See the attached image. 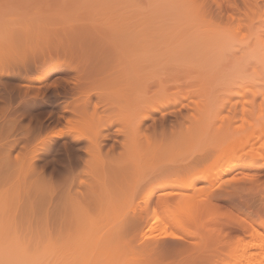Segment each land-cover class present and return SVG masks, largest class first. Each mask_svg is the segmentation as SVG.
<instances>
[{
	"label": "bare ground",
	"instance_id": "6f19581e",
	"mask_svg": "<svg viewBox=\"0 0 264 264\" xmlns=\"http://www.w3.org/2000/svg\"><path fill=\"white\" fill-rule=\"evenodd\" d=\"M109 1L112 2V0H108V2ZM163 1L164 0H161V2H160V0H158V2H156V3H151L150 0H148V2L144 1L145 4L147 3L146 8L149 7V9H150L149 12L146 9H144L146 5L145 6L143 5L144 6L143 8H141L142 7L141 5H139L140 7H138V5L135 6V8L138 7L139 9L137 8V11H135V8L133 9L135 14L132 11V13L134 14V15H132V17L134 16L133 17L134 20L132 17L130 18L129 14H128V12L130 10H132L131 7H130V9L127 8L126 12L128 15L126 16V18L129 17L130 18L129 21H125L126 18L124 20L122 19L123 21H121L120 18H122L123 14L124 13L126 14V12H124V10H120L122 12H121V14L118 15V12L120 13V11H118V12H115V11H117V9L119 10L120 4H119V6H117L118 5L117 4L116 5L117 7L115 6L117 9L115 8L114 9L115 11L112 10V12L114 11L115 14L117 13V15H114V13H112L116 17L115 18L116 20L114 19V16L112 15L113 16L112 17L110 14V17L112 19H110V17H109L108 20L110 19V21H108V22H107V19H105V17L107 15H105L102 20H100V18H98L99 23H100V21L104 22L106 20V22H104V24L106 23L105 25H100L98 23H95V25L92 24V26H94L93 28H95L96 26L97 27L101 26L102 28L105 27V30L109 29V31H110V28L111 29L115 28V30H117V29L119 30V31L117 30L114 35H109V33H106L109 36V37L107 36L108 38L106 37L108 39V43L111 41L109 44H112V46L110 45V47H113V46L115 47V48L114 47L113 48L116 50V52H113L114 49L112 50V52L115 53V56L112 52H110V54H109L108 52H106V53L103 52V50H101V52H99L100 50H96V52L94 53V51H95L94 49L100 48V46H94L96 48H94L93 46H91V47L87 46V44H89L90 41H92V40L89 41V39H91V37H89V39L87 38L89 42L87 44H85V42L87 40H84V38H83V41H84L83 42L82 37L80 36L81 34L78 33L79 31L77 30V31L72 32L73 29L68 27L69 24L67 26L65 25V24H67V22H64L65 26H62V28H63L62 30H64V32L62 31V33L65 34V31L67 33L68 32L67 30H70L69 31V33H71L70 38L73 39V37H71V36H75V41L73 42V46L74 45L75 46L74 47L72 46V48H71V44H72L71 42L73 40L70 41L71 39L68 40L67 38H64V39H67L68 41H70L71 44L69 45V42L67 43V41H65L63 39V37L59 35V33H60L59 30H57V31H59L57 33V31L54 32V29L52 30L51 27L49 28V30L51 29L50 31H53L54 34L57 33V35L61 37V41L62 40L65 41L64 44H63V42H61L62 45L60 44V42L58 43L59 44L58 47L60 49L57 47V44H55V46L57 47L56 52L57 51H59V52L63 51V53H65V50L69 49L70 51L65 53V55L67 53H70L71 57H69V58H72L73 52L75 55V56L73 55V59L76 60L78 58V56L80 57L78 60L72 62L73 65L71 64V62H69V63L66 62L68 59L65 60V62H66L65 64H68L69 68L71 66L70 69L66 68L65 71L72 70L74 73H73V76L70 75L73 79V85L71 86L72 93H71V95L69 94L70 97L68 98L67 92L70 90H68V91L66 90L67 91L66 92L67 99L66 100L63 99V101H65V105L63 107V110L65 111V113L68 112L71 114H73V113L75 114L76 110H78L80 112V114L85 112L86 114L89 113V116H91V118L87 116V119L90 118L89 121L84 120V118H80V120L83 119L84 121H86L84 123L82 122L81 125L76 124L78 126L74 127V125L72 124L73 125V127H72V125L67 124L69 127L70 126L72 127V129L70 128L71 131L69 129V132L68 131L67 132H68V134L71 135V137H73L75 139V141H77L78 143L80 140L87 141V142L84 141V143L87 144V147H85L86 153H84V154H86L90 158H87V156L84 155L86 157V158L85 157L82 158V159H84L83 160L84 164L81 161V158L76 160V162L78 160H80L81 164H83V165H82V168H79L80 170H79L78 174L73 176V177L71 176L72 173L74 175V173L75 172L77 173V171H78V167H77L78 163L76 164V166L74 164L71 168H68V170L66 171V174L63 173V172H65V169H62L63 175L65 174L67 176H65V179H63V178H61V180L59 179L61 181V182L59 181L60 183L57 182L58 185H56V186L59 187V190H58V188L57 189L53 188V186L55 187V185H53L51 188H49V186H47L48 190L55 189L57 191V192L55 191L57 198H56V196H54V198H56V199H54V201L52 203L56 204V201L58 200L59 202L57 201V206H60L59 208H62V209H59L56 205L55 206L53 205V207H56V209H55L56 211L53 210L54 208L52 209V207H51V210H53V211H51L49 209L51 212H55V213L57 212L56 214H58V215H56L54 213V215L56 217L53 215V218H54L53 225H55V228H56L55 232H54V229H52V231H51V229L48 227L50 225L47 221L51 220L50 215L47 216V214H44L46 216V218H43L41 216L42 219L41 220L39 219L40 215L44 213L43 211L48 210L47 208L42 210L43 206L45 204L51 205L50 203L48 204V202H50L49 200L51 198H49L50 196L46 197V195L48 196V194L46 192H45V195H43V196L39 195V196H42L41 200L43 198V201H41L40 199L38 200V201H40L39 205H40V203L45 202L44 204H41L39 206L37 203L38 194L36 193L37 194V196H36L35 192H34L37 186L35 187L34 191L31 188H29V190L31 189V195H29L27 197H29V198L31 197L30 200L32 198L34 199L32 201L33 203L31 201L30 202L32 204H34L36 202L37 205L39 206V209L41 207V210L37 211L35 213L36 215L38 213L39 214L41 213L39 216H37L39 220L36 222V220H34V218H33V223H35V225L37 223V225L35 226L33 224L28 225L27 223L29 221L26 222L27 221L26 219L28 217H31V219H32L33 212L35 211L34 209H33L34 211L31 210L32 209L31 206H33L31 203H28L30 205L29 206L30 208L27 206H26V208L24 207L25 205H27L28 199L25 200L26 202L24 201V203H23L24 206H21L23 208L22 210H21V207L20 208L18 207L20 211H18L16 209L18 211V213L20 214V216H22V218L19 219L17 212H13L14 213L13 214V213H11L12 212V210H11V212H10L11 214L7 213V209L10 207V204L12 203L11 201H9V203L10 202L11 203L8 204L9 207L7 208L8 200L11 199V197L14 195L15 192H16L15 193L16 196H18L19 195L18 192L14 189V187H10L14 190V192H13L10 189V191H12L13 194H12V192L9 191V188L7 190H5L7 192L4 191L5 193L12 194V195H10V196L6 195V197H4V198L5 199L7 198L8 200L6 199L4 202L2 201L4 199L1 200V198H0V201L2 202V203L0 202L1 203L0 204V264H151L150 261L139 260L138 254L134 253L136 250L131 251V252L134 251L133 257H131V254H130L131 252L129 253L130 257H128L129 255H127L125 253H119V249H118V246L116 243V238L120 235V227H121L119 225L121 223L120 217H123V214H125V217L127 216L126 218L130 219L128 217L129 212H126L127 214L122 213V212L126 211V210H124L125 206H126V209L129 208V207H127L128 204H126V203H130V200L133 199V197H131V196H134L136 194H140V192H139L140 190L138 188L141 189V187H143L144 183L156 174H160L162 176V179L152 181V183L149 186L150 189H148V194H147V192H146L147 195L145 194V192L143 193L146 195V198H143L145 200L142 201L143 204L141 203L143 206H141V204L139 205V207L141 206V209L138 207L140 210L138 209L137 212H135L137 209H135V211L134 210L131 211V209H130L131 212H133V213L135 212L134 213L135 215L132 213V215H134V217L132 215H130V217L132 216L133 218H139V219L144 218V223L146 224V225H144L145 228H144V226H142L143 228L141 227V230H140L141 237L139 236L137 239L138 243L140 241L139 239H142V242L140 241L139 244L137 243L138 245H136V243H135L134 244L135 249L141 250L142 252L149 250V247H150L149 242H151V241H148V240H150V239L155 241V242L152 241L155 243V245H156L157 241H158L157 244H159V241H160L161 242L160 245H161L163 242H165L163 240L167 239L163 235L165 227L167 228L168 231L175 232L177 235H180V234L176 230H174L173 228H177V230L182 231V232L184 231V232H186L187 235H191L193 231L191 230L189 223L197 222V221L201 220L205 216V214L209 215L211 213V211L214 209V206L217 203V201L224 200V201H228V202L232 201V203H235V202H233L234 198L236 199V197L237 198L239 197V199H240L243 197V195H250L252 197V199L254 200V203L256 201L259 202V205L258 204L256 205L259 208L256 209L255 211L253 210V211L248 212V213H246L245 211H242V213H241L242 216L238 217L236 214V216H237L235 218L236 221L231 222V224L234 222L237 223L238 224L237 226L241 227L243 229L242 231H244L247 236H246V240L237 242V244L232 248V250H231L232 252H230L231 253L230 255L233 256V255L238 254L237 256L239 257V254L241 253L242 254V255L240 254L241 256H243V254H244L246 257L249 258V259L247 258L248 264H264L263 263L264 262V226H261L262 222H258L257 219L254 218L255 216L260 217V216H263V214H264V190L259 189V186L261 184L259 181V178H256L254 181H244V180L237 181L233 192H231L230 194L220 195L217 193L218 183L225 180V179H230L232 176L240 177V175L251 177L250 173H248L247 171L246 172L241 171V173L239 172L240 175L232 174V176L228 177L226 174H229V172H232L231 170H233L235 167L237 168L239 166H243V167H246L247 169L249 168L250 170L255 168V169L260 170V171H262L264 169V2H263V4L261 3L262 5L259 2H255L254 4H252L253 8H250L252 6V5H250V3H246L247 6L249 4L250 7L248 6V8H250V9L246 8L245 12H248L249 10H251V12H248V15L251 13V16H252L251 17L250 15L249 16L246 15L247 13L244 16L245 12L243 13V16L246 17V19H247V17H248V19H250V20L247 19L248 21H250V22H248V26L246 24V27L248 28V30H246V27H244L246 30L245 32H247L246 34L241 33L243 35H239L238 32L240 33V31L242 30L241 29L239 31L238 30L239 28L237 29L238 32L237 31L234 32L235 31V25L234 24L232 26L230 25L231 28H229V25H228V28L230 30L234 29L233 31L231 30L232 34L230 33V36H228L227 33H225L227 31H224V33H223V32H221L220 29H219V32L213 31V30H207V29H206V31L202 32L200 30L201 28L200 29L196 28L195 30L201 31L200 32V36L202 34L201 37L208 35V34H209L208 36H210L211 34L213 35V38L207 37V39H206V37H204L206 39V41L205 40L203 41L202 39H200L199 33L197 35H194V38H195V36H196V38H198V36H199V38L197 40L195 39V41H197L196 43H198V41H199V43H200V46H199V44L194 43L195 41L193 42L194 38L193 39L191 38L192 39L191 42L189 41L190 37H192L193 35L190 36L188 34L189 32H187V31L191 30L192 26L191 27L189 26L188 29H186L187 26L185 25V23H187V25H188L187 21H189V22L191 21V23H194L193 18H190V17L192 15L194 16L195 15L194 13L198 9L196 6H193V4L189 3L192 0H190V1L186 0L187 2L185 0L184 1L183 0H181V1L176 0V2H175V0H168V2H166L167 0H165L164 3H163ZM177 1L178 2L183 1L182 3L184 5L182 3L179 4ZM254 1H256V0H254ZM119 2H120V0H119ZM130 2H132V1H130ZM141 2L139 1V3L143 4L142 0H141ZM243 2L245 3V1H243ZM161 3L164 6H162ZM168 3H169V6L171 4L172 7L171 6L167 7L166 5ZM187 3L190 4V6H187L188 5ZM195 3L196 2H194V4ZM111 4H113V3H111ZM129 4L130 3L125 4V5L129 6ZM151 4L154 6H152ZM155 4L156 5L159 4V5L156 6ZM181 4H182V6H181ZM122 5L123 4H121V6ZM125 5L123 7H120V8H122V9L126 8L127 6H125ZM135 5H136V2H135ZM178 5H180V6H178ZM185 5L187 7H185ZM197 5H198V0H197ZM246 5H243V8H245ZM221 6H222V3L220 4V8L218 7L219 10L221 9V11H219V14L221 12H223L222 9L224 8V6H222V7ZM110 7L107 10H110ZM150 7H153V8L151 9ZM154 7L156 8V10H158L159 8L161 9V10L159 9L158 11H162L164 9L160 13H162V14L168 13L169 16L171 15L170 18L166 17V18H168L167 20H166V18H164L161 21V18L160 17L158 18L157 14L156 15L153 14L154 13L153 12ZM87 8H89V10ZM87 8H86V10L88 12H86L87 13L86 15H88V16H84V18L87 17L85 19L90 18L91 17L90 15L93 12V11H90V9H91L90 6L89 7L87 6ZM172 9H174V10H172ZM237 9L240 10V8H237ZM237 9H232V10H236L237 14L242 12V11L239 12ZM18 10H20V9H18ZM40 10L41 9H39L38 12L43 13L42 10L41 11ZM107 10L105 13L109 14L110 12L108 11V13H107ZM151 10H152V12H151ZM99 11L100 10L96 11L94 16L92 15L93 16L92 21H91L92 18H90V20L89 19L88 20L94 23V21H95L94 17L100 16V14H103V13H100ZM101 11H103V10L101 9ZM225 11H226V9H225ZM225 11L223 13H225ZM243 11H244V9H243ZM0 12L3 15L4 10L3 11L0 10ZM12 12L14 14L15 10L11 11V13ZM200 12H196V14L200 13ZM20 13L18 15H19V18L22 20V17H24V16L21 17ZM96 13H98L99 15ZM223 13L221 15H223V16L226 15L224 17H227L228 20L230 19L229 23H230V21L232 22L233 17L231 15L227 14V13H229V11L226 14H223ZM1 14H0V16H1ZM30 14L31 13H29L27 15L30 16ZM34 14H35L34 16L38 15L36 13H34ZM55 14H56V12H55ZM23 15H24V13H23ZM149 15H151V16L153 15V17H151ZM8 16H10V15H8ZM40 16H41V14L39 15V17ZM42 16H45L44 18H46L47 16L49 17L52 15H48V14L43 13ZM63 16L65 17V15L63 14L58 19H61ZM196 16H195V18H197ZM218 16H217V18H218ZM243 16H242V18L245 19ZM15 17H16V15H15ZM64 17L62 18V21H65ZM124 17L125 16H123V18ZM220 17L221 18H219V19H223L222 16H220ZM238 17L240 18L241 14H238L237 18ZM95 18H96V22H97L98 19H97V17H95ZM153 18H155V19H153ZM188 18H190L191 20ZM37 19H36V21H37ZM47 19L48 18H46V21H47ZM74 19L75 18H72V20L74 22H76ZM79 19H76V20H78V22L82 21ZM147 19H149V20H147ZM197 19H199V18H197ZM240 19H239V21H240ZM30 20H31V18H30ZM66 20H68V22L69 21L72 22V20H70V18H66ZM185 20H187V21L184 22ZM201 20L203 21V19H201ZM228 20H227V22H228ZM5 21H6V19H5ZM24 21H26V19ZM36 21H34V22H36ZM40 21L43 22V20H40ZM40 21H38V23ZM51 21L53 22L52 19H51ZM85 21H87V20H85ZM194 21H196V23L198 22L196 19H194ZM217 21H218V19H217ZM236 21H237V19H236ZM246 21H245V23H247ZM34 22H33V24H35V26H36V23H34ZM60 22H59V24H60ZM149 22H151V23H149ZM199 22H200V20H199ZM203 22L205 23V21H203ZM0 23H1V21H0ZM4 23H6V22H4ZM20 23H18V24L20 25ZM24 23H23V25H24ZM49 23L50 22H48V24ZM196 23H194V24L196 25ZM213 23L214 22L212 21L209 24H213ZM221 23H223V22L221 21ZM234 23L236 24V22H234ZM40 24H42V23H40ZM56 24L57 23L55 22L54 25H56ZM82 24H78V25H80V27H81L84 25V24L83 25ZM96 24H98V25H96ZM165 24H166V26H165ZM2 25H4V24H2ZM8 25L6 24V26H8ZM13 25L16 26L17 23H15ZM46 25H47V23H46ZM152 25H154V26H152ZM189 25H191V24H189ZM218 25H221V24H218ZM240 25H242V24H240ZM0 26H1V24H0ZM6 26H3V28ZM29 26L30 25H28V27ZM32 26H34V25H32ZM69 26L73 27L72 25H69ZM92 26L89 25V30L92 28ZM150 26H152V27H150ZM200 26H202L201 23H200ZM212 26L211 27L209 26V27L212 29ZM215 26L217 28L219 27L217 25H215ZM233 26H234V28H232ZM24 27H23V29H24ZM60 27H61V25L57 28H60ZM67 27L70 29H68ZM80 27L78 29H80ZM154 27L159 31V33H157L158 31H156ZM165 27H167V28H165ZM195 27L196 26L193 27V30ZM222 27H224V26H222ZM14 28L16 29V27H14ZM20 28H21V25H20ZM65 28H67V30H65ZM93 28H92V30H94V31L97 29V28H95V29H93ZM202 28H203V26H202ZM10 29H11V27H10ZM42 29H41V32L44 30V29L43 30ZM84 29L85 28L83 26L82 30L85 34L83 32H82V34L84 36H86V35H88L89 31L87 29L84 31ZM151 29L153 30L152 34L155 37L156 42L154 41V37L149 38L152 35V34H150ZM184 29H186V31ZM29 30H31V29H29ZM183 30H184V33L187 34L186 36L189 35L190 37H186L185 35H183L184 34L182 32ZM214 30H215V28H214ZM7 31H8V29H7ZM21 31L19 32V30H18L16 32L17 34H14V33H13V35L10 34L14 37H17L16 35H19L18 39H20L19 41H21L20 44H22V41L23 42L25 41L24 39L21 40L22 36H24L23 34H21V33H23ZM50 31H48V32L50 33ZM99 31L93 33L92 34L93 37H95L94 34H97V35H99V37H102L101 35L104 34V31L101 29ZM179 31H181V33H183L182 36L179 35V34H181ZM9 32H10V30H9ZM29 32H34V31H29ZM37 32H35V33H37ZM204 32H206L207 34H204ZM220 32H221V34H220ZM24 33H26V32L24 31ZM91 33H92V31H91ZM91 33H90V35H91ZM154 33H157V34H154ZM194 33H195V31H194ZM222 33H223V35H222ZM5 34H7V33H5ZM38 34H40V33H38ZM161 34H163V35L160 36ZM224 34H226V36ZM48 35H50V34H47V36ZM65 35H67V34H65ZM157 35L160 38H157L158 37ZM176 35H178V36H176ZM233 35H237V37L238 36H240V37L233 40L235 38V36L233 37ZM30 36H31V34H30ZM53 36L51 34V39ZM55 36H56V34H55ZM179 36L181 37V39H178ZM223 36H224V38H223ZM14 37H11V38L14 39ZM27 37H29V36H27ZM64 37H66V36H64ZM182 37H183V39H182ZM220 37L223 38L222 40H223L224 44H223V42H222V44H219L220 43L219 41H221ZM225 37H226V40H224ZM24 38H25V36H24ZM31 38H29V39L31 40ZM49 38L50 37H48L46 40H51ZM76 38L77 39L79 38L78 39V41H80L79 42L80 45H78L79 47L76 45V44H78L76 42ZM104 38L105 37H103L102 39H104ZM174 38H175V42H176V43L174 42V45H176V46L173 45ZM187 38H188V41H185V39L187 40ZM214 38H215L216 43L219 42L218 45H222V47L225 46L226 49L223 48V50L225 49L226 52L222 51V48H220V51H216L215 49H217V48L215 45H217V44L215 42H214L215 44L213 45V47L211 46L213 44L212 42L214 41L213 40ZM227 38H228V41H227ZM57 39H59V37H57ZM98 39L99 38H97V40ZM146 39L147 40L151 39L152 41L150 40V41L146 42ZM16 40H17V38H16ZM16 40H13V41L16 42ZM36 40L38 41V39H35V41ZM55 40H56V38H55ZM55 40H54V43H55ZM104 40L107 42L106 39H104ZM157 40H158V42H157ZM211 40H213V41H211ZM19 41H17L16 45L18 44ZM40 41H42V40H40ZM103 41H102V43H103ZM15 42H13L14 45H15ZM52 42H53L52 40H51V43H50V41H48V43H50V45H49L50 47L49 46H47V47L52 48V50H53V48L55 49V46L51 45V44H53ZM148 42H150L151 44L149 43V45L147 46L146 44ZM170 42H172V43H170ZM182 42H184V43H182ZM186 42L191 43L192 47L194 46V48H196V47L200 48V49H197V48L195 49V51H197V53L194 51V53L196 55H194L193 50H192L194 48L190 49L189 46H191V45L189 43H188L189 45H185L186 47L183 46L184 49H181L182 45L185 44ZM201 42H203V44H201ZM206 42H211L210 43L211 45L206 44V47L209 48V46H211L210 49L213 48L216 51V53L222 51L223 54L222 53L221 54L220 53L215 54L216 55L215 57H217V58H214V56H212V54H211L213 52L215 53L214 50L213 51L210 50L209 53H205L206 50L204 48H206V47L201 46V45H204V43H206ZM225 42H227V43H225ZM24 43H23V45H24ZM27 43L28 42L26 41V44ZM33 43H34V41H33ZM42 43H44V42H42ZM82 43H83V45H82ZM96 43H98V42H96ZM178 44L180 47H179V49H176V47H178ZM11 45H12V47H14L13 44H11ZM30 45H32V44H29V47H30ZM35 45H33V46L35 48H37L38 45L37 46H35ZM63 45H65L66 48L64 47L61 49L60 46H63ZM84 45H85V47H84ZM172 45L174 48L172 47ZM207 45H209V46H207ZM26 47H28V46H26ZM26 47H24V49H26L25 53L27 54L28 48H26ZM47 47H45V48H47ZM76 47H78L79 49H77ZM80 47H81V51H83V52L80 51ZM86 47H89L88 51L86 50L87 49ZM188 47H189V50H187ZM201 47L204 50L203 54L204 53L208 54L207 57H203V54H200V53L198 54L199 50L202 53ZM218 47H220V46H218ZM15 48L17 51L20 49L19 47L18 48L15 47ZM75 48H76V50L71 51V49H75ZM119 48H121V49H119ZM208 48H207V50H208ZM24 49L23 50L20 49V50L24 52ZM63 49H65V50H63ZM89 49H90V51H89ZM12 50H13L12 52H14L15 49H12ZM20 50L18 52H21ZM47 50L43 49V51H47ZM52 50L50 49V51H52ZM109 50H111V49H109ZM235 50L236 51L238 50L239 52H241L240 54H242V55L240 57L235 58L234 56H237V55H234V54H236ZM7 51L9 52V50H7ZM66 51H68V50H66ZM91 51H93V52L90 53ZM97 51H98V53H97ZM189 51L194 55V57H197V58L199 57L198 59H200V60H196V58L192 59L193 58V57H191L192 54L189 53ZM31 52H32V50H31ZM52 52H49V53H51V56H48L49 59L47 57V55L49 53L46 54V52H45V54H42L39 52L41 55H39V53L36 54V51L33 53L36 54L37 57L41 56L40 58L42 59V61H43L44 57L47 58V59H44V61H43V63L45 64V62H47V60H49V62H51L50 61L51 58H53L54 56L56 57V56L61 54L59 52H57L59 54L52 53ZM0 53H2V52H0ZM82 53H84V54H82ZM34 54H33V56H35ZM53 54H54V56H53ZM80 54H82V55H80ZM219 55H221V56L218 57ZM76 56H77V58H75ZM209 56L211 57V59ZM7 57L10 58V56H8V55H7ZM7 57L4 56V58H6V59H7ZM37 57H35L36 59H34V60H36L35 62L38 64V62H40L41 59L37 58ZM61 57H63V56H61ZM32 58L33 57H31V59ZM55 59H57V58H54L53 61ZM59 59L61 60L62 58L59 57ZM189 59L193 60V64H196L200 61L201 65L199 64L198 65L199 67L197 65L196 66L191 65V66H193V67H191L190 64H192V62ZM4 61H5V59H4ZM42 61H41V64H43ZM187 61H188V63L190 62L189 65L188 64L185 65V63H187ZM31 62H32V60H31ZM49 62H47V63L49 64ZM152 62L154 63L155 66L153 65ZM25 63L26 62H24L23 64H25ZM55 63L56 62L54 61L53 64H55ZM23 64H21V66ZM65 64H64V66H67ZM3 65L7 66V64H4V63H3ZM3 65H2V67H3ZM29 65H30V63H28V68H29ZM51 65H52V63H51ZM151 65H153V66L150 70ZM232 65L237 70V73L234 70H233L234 73L229 72L230 70H228V69H230L232 67ZM41 66L43 67L46 65H41ZM203 66L205 69H206V67L207 68L209 67L211 69L213 68L215 71H219L220 73L224 72V71L226 72L228 70V72H227L228 74L225 72H224L225 74L221 73V74H224V77L226 79H230V78H227L226 75L229 77L231 74V78H232L233 77L232 74L238 75V72L240 70H241L240 73L245 72L244 73L245 75L243 76V74H241L242 78H240V73H239V78H238V80H237L238 76L235 78L236 83H234V84L230 83V81H229L228 84L230 83V86L228 87L227 84H226L227 88L224 86L223 90H225L226 93L225 94L223 93L224 95H222V94H220V92L222 93L223 90L221 88H220V90H218L219 87L216 88L214 86L217 85V83L222 84L221 80L222 81L225 80L224 77L219 75L220 79L222 77L223 78L221 80L220 79L216 80L217 78H219V76H218L219 72L216 73L217 76H215L214 70L207 72L208 69L204 70ZM30 67H32V66L30 65ZM153 67H155V69ZM186 67L187 68L190 67L191 70H190V68H188L189 70L188 69L186 70ZM197 67L198 68L201 67L202 70L201 69L199 70ZM147 68H149L150 72H152V73L148 72ZM193 68L195 70H193ZM226 68H228V69H226ZM19 69H22V68H19ZM145 69H147V70H145ZM196 69L198 70V73L196 72L197 71ZM51 70L53 71V69H51ZM156 70H158V71H156ZM181 70H183L184 74ZM192 70L194 73H192ZM243 70H245V71H243ZM186 71L187 72L190 71V72H188L186 74ZM231 71H232V68H231ZM20 72L23 73V71H21V70H20ZM40 72L41 71H39V73ZM68 72H70L72 74L71 71H67V73ZM154 72L156 73V75L155 74L153 75ZM179 72L183 76H185V75H191L192 76V78L190 76H187V78L185 77L186 79L189 78L190 82H189V79H188V81H186V79L184 78V80L187 83L188 82L190 83L189 85L186 83H183L184 80H182L183 78L181 79L182 76L179 74ZM27 73L26 74L24 73V74L27 75ZM29 73H30V71H29ZM35 73H37V71ZM191 73L193 75L197 74L198 76L194 75V77H193V75ZM4 74H6V73H4ZM32 74H34V73H32ZM47 74H48V72H47ZM212 74L214 75L215 78L213 77ZM210 75L212 76V78ZM152 76L154 78L156 77V79H157L156 84H158V85L156 86V84H155L156 87L154 85H152L151 83H150L151 85L149 87L148 82L155 81V79H153ZM195 76L197 77V79H199L196 82L193 81V79H196ZM43 77H46V71L42 70V72L40 74H37L35 80L37 82H38V80L41 81L43 79ZM151 77H152V79H151ZM208 77L211 80L215 79L216 81L214 80L212 82L213 83L215 82L216 84L213 85V83L210 82ZM47 79H48V77H47ZM191 79H192L193 83H195V86H197L196 83H198V81H200V79L202 80L201 81L202 83L201 82H200L201 84L198 83V86H197V89H198L199 84L201 85L199 90L196 89V91H195V89H193V87H191V86H194L193 84L191 85ZM217 81H219V82H217ZM226 81H228V80H226ZM239 81H241V82H239ZM71 82H72V80H71ZM209 82L212 86L209 85ZM152 83L154 84L155 82H152ZM203 83H205V84H203ZM32 84L33 83H31V85ZM31 85H30V87H31ZM182 85L185 88L188 85L189 88L185 89ZM207 85H209L210 87H207ZM30 87H29V89H30ZM32 87H33V89L42 88L41 85H40V87H37V88H34L33 85H32ZM50 87H51V85H50ZM153 87H155L157 89H155V91H154V89L151 90L150 92L154 91V93L150 94L148 91L150 89H152ZM173 87H176V90H175V88L173 89ZM181 87H183L182 90L184 89L183 92H186V93H183L181 91ZM211 87H212V89H210ZM220 87H222V86H220ZM194 88H196V87H194ZM213 88L217 89V90H214ZM125 89H126V91L130 90V92L128 93V91L127 92L124 91ZM189 89H192L193 91H188V92L185 91V90H189ZM121 90H123V92H121ZM213 90H214V92L216 91L215 93H219L218 97L213 95V93H212ZM37 91L39 92V90H37ZM197 91L199 93L198 95H197ZM25 92H26V90H25ZM53 92L55 93V90ZM120 92H121V94H120ZM248 93H250L251 96ZM41 94H43V93H41ZM119 94H120V97L116 99V97H118L116 95H119ZM122 94L124 95V97L126 96L125 100L128 99L127 95L128 96L131 95L133 97H131V99L129 98L130 101H124V98H122V100H121ZM200 94H202V95H200ZM113 95H115V96H113ZM35 96H36V94H35ZM54 96H56V95L54 94ZM93 96H94V99H93ZM95 96L98 98V101L101 98L103 99L105 97V99H103V100H105V101L107 100L109 102V103L106 102V104L107 103L108 104L105 106H109L111 103L112 106L107 108L108 111H109V108L111 109V107L117 106V104L114 105L115 102L118 103V106L121 107L122 110H118L119 107L117 106L113 109V111L111 113H115L116 111L114 112V110H117L118 112L123 111L125 114L121 115L122 112L120 114L115 113V114H113L115 117H117V118H115V117H113V115H111L110 113H108L106 111V107H105V109L102 111L103 113H101L102 115H100V114L98 115V112H95L94 110H92V107H95V105L93 104L92 107L89 105V101H92V99L95 100ZM107 97H109V98L111 97V99L116 100V101H114V104H113V100L106 99ZM233 98H237V100L234 103H232ZM80 101H81L82 106L76 105V103L79 104ZM110 101H112V102H110ZM94 102L97 103V99ZM120 102H121V104H120ZM125 103H127V104H125ZM73 104L75 106H77L76 108H78V109L75 110V107ZM87 104H88L90 110L87 109V107H88ZM97 105H99V102ZM59 106H61V104ZM123 108H125V110L127 108V112L125 110H123ZM93 109H96V111H97V106H96V108H93ZM183 109L186 110V113H184ZM88 110L90 112L87 113L86 111H88ZM227 110L229 111L230 115L227 114L228 116H222L221 114ZM64 111H62V113H64ZM72 111H73V113H72ZM78 111L76 112V114L79 116ZM91 111H92V113H91ZM98 111H99V108H98ZM90 113H91V115H90ZM157 114H158V116H157ZM63 115H65V114H63ZM85 115L81 114V116H83V117ZM118 115H120V117ZM220 115L222 117H220ZM71 116L74 117V115H71ZM73 117H71V119ZM169 117H173L174 120L169 121ZM218 117H220V118H218ZM63 118L65 120V117H63ZM68 118H70V117H68ZM216 118L220 119V121L222 123L220 122L221 123L220 124L219 122H216L215 120H218ZM71 119H68V120L70 121ZM76 119L78 122L79 118H76ZM76 119H75V121H76ZM60 120L57 119V123ZM71 122H73V121L71 120ZM147 122H150V123L147 124ZM57 123H56V125H57ZM66 123H67V121H66ZM73 123H75V122H73ZM217 123H219L220 125L215 126ZM112 126H115V127L117 126V128H116V131L118 132L117 134H118V136L121 137V140H118V142H119L118 147L119 148L121 147L120 148L121 153L119 155V150L117 151V148H116L118 155H117V153L115 156H113L114 155L113 153L109 154L110 156L111 155L113 156L114 163H115V165L113 163L112 167H111V163L113 162L112 159L110 157H108V158H110L111 162L108 160H107L108 162H105L106 159L104 161V158H102V156H100L101 155L100 153L102 152V151L100 152L101 147L103 148V146H102L103 144L100 143V141H101L100 137L104 136V135L101 136V134L103 132L102 129L104 130V128H105L106 130L109 131V129ZM112 128H111V130H112ZM254 128H255V130H253ZM252 130H253V132H252ZM56 131L52 132L51 133L52 135L44 137L43 140L44 139L45 140L51 139L54 142V138L57 139L58 137H61L62 135H64V133H62L60 131H57V132ZM113 132H114V134L116 133L115 131H113ZM113 132H112V135H113ZM5 133H6V129H5ZM106 136H107V134L105 135V137ZM210 136H212L211 139L209 138ZM74 139L70 140V142L72 144L74 143ZM102 141H103V139H102ZM45 142L47 143V140ZM116 142H117V140L115 141V143ZM5 143L7 144V142H5ZM39 143H40V141H39ZM43 143H44V141H43ZM43 143L40 145L43 146ZM6 144H4V145H6ZM100 144H101V146H100ZM112 144H114V143L112 142ZM116 144H115V147H117ZM1 145H3V144H0V147H2ZM35 145H36V143H35ZM37 145L39 146V144H37ZM37 145H36V147H37ZM7 146H8L7 147L8 150L6 148L5 149L7 151H10L9 149L10 148L12 149L11 145H7ZM32 147L34 148V144L32 145ZM42 148H44V147H42ZM73 148H72V151H73ZM110 148L114 149L113 146ZM30 149H32V148H30ZM46 149H48V148L46 147ZM75 149H74V151L77 150V149L76 150ZM79 150L80 149H78V151ZM3 151H5L4 148L2 149V152L0 153L1 154L0 157L3 158V160L0 159V163H1V161L4 162L7 159V157L5 158V156L3 155ZM36 151L38 152L39 150L36 149ZM72 151L70 148L71 153H72ZM109 151L111 152L112 150H109ZM82 152H84V150H82ZM7 153H9V152H7ZM7 153H5V155ZM76 153H72V154L74 155ZM106 153L104 154L105 158L108 155V153L107 154ZM31 154H33V153H31ZM2 155L4 157H2ZM76 155H75V157H77ZM79 155H80V153H79ZM7 156H9V155L7 154ZM117 156H120L121 159H120V157H117ZM30 157H32V156H30ZM33 157H34V155H33ZM118 158H119V160H118ZM61 159H63V158H61ZM64 159H67V157ZM208 159H210V160H208ZM31 160H30V162H31ZM34 160L35 159H33V163L31 162L32 164H34ZM260 160H263V162L260 163L259 162ZM202 161H206V162L213 161V162L211 163V165L209 166V168L206 171H202L201 169L199 170V168L197 169V167H196V164L197 163L200 164V162H202ZM58 162H59V160H58ZM27 163L28 162H26V164ZM116 163H117V165H116ZM58 164H61V163H58ZM27 165H26V167H27ZM30 165H29V169L27 168L28 170H31L30 168H32L34 166V165L33 166L31 165L32 166L31 167ZM68 165L71 166L72 164H68ZM73 167L75 169L77 167L76 171H74L75 169L74 170L72 169ZM21 169H23V167ZM69 169H71V170H69ZM23 170H25V169H23ZM72 170L74 172H72ZM69 171H71V173ZM23 172L21 171L20 176L22 175ZM25 172H27V171L25 170ZM68 172H69V174H68ZM29 173H31V171ZM24 174L21 177L25 176ZM28 174H27V176L30 177V174L29 175ZM68 175H69V177L70 176L71 177L69 178ZM224 175L227 177H223ZM61 176L62 175H60V177ZM109 176L112 180H109ZM113 176H115V177H113ZM21 177H20V180L22 179ZM29 177H27L28 181L26 180V184L29 181H31L30 184L32 183V179L34 178V175H33V178H31L30 180H29ZM31 177H32V174H31ZM66 177H67L68 183L70 181L69 184L67 183ZM35 178H37V177H35ZM129 178H131L135 184L133 182L131 184V180H129ZM25 179H26V176H25ZM35 180L36 181H34V182L37 183V185H38V183H39V181L37 182L38 179H35ZM79 180H80L79 184H81L82 186H83V184H85V186H83L84 187L83 189L87 188L88 190L90 189L93 191V190H96L98 188L97 192L95 193V191L92 192L90 190L87 191V189L84 191L82 189V187H80L81 185L80 186H79V184L77 185ZM91 180H92V182L96 181L97 186H96V184L94 185V183H92ZM109 181L110 182L113 181L112 185L115 187H113L112 185L110 187L111 183ZM136 181L140 182V183H137ZM21 182L25 183L24 179L21 180ZM72 182H74V183H72ZM86 183H89L90 186L88 185V187H86L87 186ZM200 183H202V188L199 189V187H201V186H198ZM205 183L206 184L208 183L207 187H206ZM60 184L62 186H60ZM66 184H68V185H66ZM73 184L77 185L76 186V188L78 187L77 190H76V188H74L75 186ZM92 184H93V187L91 186ZM20 185L22 186L24 184L20 183ZM31 185H33V184H31ZM41 185L43 186L44 184H41ZM123 185H125L126 187L129 186V187L123 188V187H125ZM138 185H141V187H139ZM63 186H64V188H63ZM98 186L102 187V188L105 187V188L104 189L101 188V191H99L100 188ZM119 186H120V188H122L121 191H120ZM135 186L137 187V189H134V188H136ZM204 187L208 188V190L206 191ZM23 188H25V187H23ZM26 188H28V185L26 186ZM38 188H41V187H38ZM43 188L46 189L45 186ZM62 188H63V190H62ZM115 188L117 190L119 188V191L115 190L116 193H114L115 191H112ZM47 189L46 190L43 189V190L47 191ZM60 189L65 193L64 194L63 192H61L62 195L66 196V197L65 196L62 197V198L65 197V199H62V198L60 199L61 194H60V196L57 194L59 191H61ZM78 189H80V190L82 189L81 191L79 190L80 194L78 192ZM127 189H130V190H128V192H126ZM72 190L75 192V194L77 192L76 196ZM134 190H136L138 193L135 191L136 192V194H135L133 192ZM200 190L204 191V193ZM242 190L246 191V192H243ZM52 191L50 192V195H53L55 193L54 191L53 192ZM141 191H142V189H141ZM158 191H160V192L157 193ZM241 191L245 194L242 195ZM42 192H40V193H42ZM86 192L87 193L89 192V195H91V196L86 194ZM91 192L98 194V195L95 196V194L93 195ZM98 192H100V193H98ZM5 193L3 194V192H2V194L1 193L0 194L5 196ZM51 193H53V194H51ZM81 193H85L83 195L85 197H87V196L89 198L91 197V199L88 200L89 199L88 197L86 199H83L85 197H83V195ZM127 193H129V196ZM43 194H44V192H43ZM130 194H132V195L130 196ZM155 194L156 195L158 194V195H157V198L154 199ZM1 195H0V197H1ZM34 195L36 196L35 198H37V199L34 198ZM77 195L80 197V199H78ZM16 196H13L14 201L16 200V198H19ZM73 197H74V199H73ZM75 197L77 200L75 199ZM124 197H125V200H124ZM198 197H200L201 199L203 198V199L201 200L199 198V200H196ZM95 198H96V200H95ZM25 199H26V195H25ZM92 199H94V200H92ZM11 200L13 201V198ZM47 200H48V202L46 203ZM85 200L88 201V203H89L88 205H86ZM195 200L197 201V203L195 202ZM14 201H13V203H15ZM16 201H18V199ZM120 201H121V203H120ZM18 202L15 204H17L19 206ZM134 202L132 204H134ZM13 203L11 205H13ZM138 203H140V201ZM153 203L155 204V205H153L154 208L156 207V205L160 208L156 207L154 209L153 207H151ZM246 204L247 203H245V206H247L248 208L252 207L250 203L247 205ZM37 205L35 204V206H33V208L36 207ZM46 205H45V207H46ZM94 205L96 207H98L99 209L94 207ZM13 206H11V207H13ZM132 207H134V205ZM14 208H15V206H14ZM93 208L96 210L93 211ZM255 208L256 207H254V209ZM49 210H48V212H50ZM90 210L93 213L95 211H98L97 213L99 215L95 214L96 216L98 215V217L96 218L95 215L93 216L92 212H90ZM177 210L183 214H180V215L177 214V212H178ZM21 211H23V212H21ZM173 211H176V213L174 212V214H173ZM160 212L163 213L162 217H160V215H159ZM243 212H245V213H243ZM45 213H47V211ZM50 213H48V214H50ZM237 213H239V212H237ZM35 214H34V216H35ZM157 215H159L160 221L158 223H152L151 221L152 220L154 221V219ZM47 217H49L50 220H48ZM125 217H124V220H125ZM232 218H231V220H232ZM28 220H29V218H28ZM24 221H25V224H27V226H25ZM56 221H57V223H56ZM23 224H24V227H22ZM123 224H122V226H123ZM72 226H74V227H72ZM20 227H21V230H22V228L25 229L27 227L26 230H28V231L26 232V230H24V232H26V233H24L23 231L20 230ZM106 227H108V230H106L107 229ZM103 229H104V231H103ZM20 231L23 233L21 234ZM34 240L38 241V246L33 243ZM169 240H171V239H169ZM156 246H158V245H156ZM150 248L152 249V247H150ZM243 257H242V259H243ZM240 259L241 258H239L238 260L240 261ZM236 262H237V260L233 264H236ZM230 264H231V262H230ZM237 264H239V262H237Z\"/></svg>",
	"mask_w": 264,
	"mask_h": 264
},
{
	"label": "rangeland",
	"instance_id": "374dc122",
	"mask_svg": "<svg viewBox=\"0 0 264 264\" xmlns=\"http://www.w3.org/2000/svg\"><path fill=\"white\" fill-rule=\"evenodd\" d=\"M98 1V2H97ZM117 1V2H116ZM126 1V2H125ZM130 1H132V2H130ZM134 1V2H133ZM139 1L141 2V0H120V2H119V0H112V2L111 1H109L108 2V0H0V10H4V13H3V15L1 14V12H0V14H1V16H0V21H1V28H0V52H2V53H0V67H2V65H3V63L4 64H7V66L6 65H3V68H5V69H8V71L7 72H4V73H6V74H4V73H2L1 75H2V79H0V84H2L3 85V88H0V144H3V145H1L2 147H0V153L2 152V149L4 148V150L5 151H3V155L5 156V158L7 157V161L5 160L4 162L3 161H1V163H0V193L2 194V192H3V194L5 193V192H7V191H5V190H7L8 188H9V191H10V189L14 192V190L12 189V188H10V187H14V189L18 192V196H16V192L14 193V195L13 196H16V197H19V198H16V200L18 199V201H14V197L12 196L11 197V199L13 198V201L15 202V203H19V206L17 205V204H15V203H13V201L10 199V200H8L7 198V200H8V203H7V208L9 207V205L8 204H10L11 202L13 203V205L15 206V208H14V206L13 205H11L10 204V207L11 206H13V207H9L8 209H7V213H9V214H11V213H13V212H17L18 213V211H20L19 210V208L21 207V206H24L23 205V203H24V201L25 200H27V205H25L24 207L26 208V206L27 207H29L30 205L28 204V203H31L34 199L32 198L31 200H30V198L29 197H27V196H29V195H31V189L34 191V189H35V187H36V189H35V195L37 196V194H38V196H37V198H35L36 196L34 195V198L35 199H37V203H38V205H39V202L40 201H38L39 199L41 200V197L43 196V195H45V192L48 194V196L46 195V197H49V198H51L49 201L50 202H48V200L46 201V203L48 202V204L50 203L51 205H46V207H45V205L43 206V208H42V210H44V209H50L51 210V207H52V209L53 210H55L56 209V207H53V205L55 206H57V201H56V204H54V203H52L53 201H54V199H56L57 198V196H56V190L55 189H57L58 188V190H59V187L58 186H56V185H58V183H60L61 181V178H63V179H65V176H67V175H65L66 174V171L68 170V168H71L74 164H75V166H76V164L78 163V165H77V167H78V171H77V173L75 172L74 173V175H73V173H72V177L73 176H75V175H77L78 174V172H79V168H82V165L84 164V159H82V158H84L85 156L84 155H86V154H84V153H86V149H85V147H87V144L86 143H84V141L85 140H80L79 141V143L77 142V141H75V139L73 138V137H71V135L70 134H68V132H69V129L71 128L72 129V127H73V125H74V127L75 126H78V125H81V123L83 122H86V121H84V120H87V121H89L90 120V118H91V116H89V113L88 112H90L89 110V106H88V104H87V109H89L88 111H86L88 114H86L85 112L84 113H81L82 115L84 114H86L84 117L83 116H81V114H80V112L78 111V110H76V109H78V108H76L77 106H75L74 104V107H75V110H76V112L78 111L79 112V116L76 114V112H75V114L73 113V111H72V113L73 114H71V113H68V112H66L65 113V111L63 110V107H64V105H65V101H63V99L64 100H66L67 99V96H68V98L70 97L69 96V94L71 95V93H72V89H71V86L73 85V79H72V77L71 76H73V71L72 70H67V71H71L72 72V74L70 73V72H68L67 73V71H65L66 70V68L68 69L69 67V65L68 64H65L66 62H71V64H72V62H74V61H76V60H78L80 57L78 56V58H77V56L75 57V58H77L76 60L75 59H73V55H74V52H73V55H72V58H69V57H71L70 56V53H67L66 55H65V53L66 52H69L70 50L69 49H66V50H68V51H66L65 49H63V50H65V53H63V51L62 52H59V51H57V52H59V53H61L60 55H58V56H54V54H53V58H51V62H49V60H47V62H49V64L47 63V62H45V64L43 63V61H44V59H47V58H43V61H42V59L40 58L41 56H38L37 57V55L36 54H38L39 52L40 53H42V54H45V52H46V54H48L49 52H52V53H57L56 52V48L58 47V43L60 42V44L62 45V43L61 42H63V44H64V42L65 41H67V43L69 42V45L71 44V48H72V46H73V42L75 41V36H71V37H73V39H71L70 38V34L71 33H69V31L70 30H67V28L68 27H70V28H72L73 30H72V32L73 31H79L78 33H80L79 35L82 37V41H83V38H84V40H87L86 42H85V44H87L90 40H92V41H90V43L89 44H87V46H100V48H96V47H94V48H96V49H94L95 51H94V53L96 52V50H100L99 52H101V50H103V52H108L109 54H110V52H112V50L115 48L114 46V48L113 47H110V45L112 46V44H109L108 43V34H106V33H109V35H114L115 33H116V31L118 30H115V28L114 29H111L110 28V31H109V29L108 30H105V27L104 28H102L101 26V28L100 27H95V28H97L96 30L97 31H99L100 29L101 30H103L104 31V34H102L101 36L102 37H99V35H97V34H94V36L95 37H93V33H95V32H97L96 30L94 31V30H92V28L94 27V26H92V24L93 25H95V23H98V24H100V25H105L104 24V22H106V20L103 22V21H100V23H99V19L98 18H100V20H102L103 19V17L105 16V15H107L106 17H105V19H107V22L108 21H110V19H112L111 17H110V14H111V16L113 15L112 13H114V9L117 7V6H119V4H120V6H119V10L117 9V11H115V12H118V11H120V10H124V12H126V10H127V8H129L130 9V7H131V9L132 10H128L129 12H128V14H129V17L131 18L132 17V15H134L135 14V12H134V8H135V6H137L138 5V7H140L139 5H141L142 7L141 8H143L146 4L144 3V1L145 2H148V0H142L143 1V4H141V3H139ZM181 1V0H180ZM178 2L179 4L180 3H182V2ZM186 1V0H185ZM187 1H190V0H187ZM186 1V2H187ZM243 1H245V3L243 2ZM248 1V2H247ZM104 2V3H103ZM108 4H107V3ZM113 3V4H111V3ZM122 2V3H121ZM124 2V3H123ZM135 2H136V5H135ZM150 2L151 3H156V2H158V0H150ZM160 2H161V0H160ZM165 2V0L163 1V3ZM166 2H168V0L166 1ZM174 2V1H173ZM175 2H176V0H175ZM193 2V3H192ZM194 2H196L195 4H194ZM255 2H259L260 4L262 3L263 4V2H264V0H256V1H254V0H198V5H197V0H192V1H190L189 3L190 4H193V6H196L198 9H197V11L196 12H200V13H197L196 14V12L194 13L195 15L192 17H190V18H193V22L194 23H196V21H194V19H196L198 22L196 23V25L194 24V23H191V21L189 22V21H187V20H185L184 22H188V25H187V23H185V25L187 26L186 27V29H188V27L190 26H192L191 27V30H189V31H187V32H189L188 34L191 36V35H193L192 37H190L189 35L188 36H186L187 34L186 33H184V30L186 31V29H184L182 32L184 33H181V31H179L181 34H179V35H181L182 36V34L183 35H185L186 37H190V42H191V40L194 38V35H197L198 33H199V36H200V32L202 31H206V29L207 30H213V31H217V32H219V29L221 30V32H223L224 33V31H227V32H225V33H227V35L228 36H230V33L232 34V31L234 30H230L229 28H231V26L234 24L235 25V31L234 32H238V30L240 31L241 29V31H240V33L238 32V34L239 35H243V34H241V33H244V34H246L247 32H245L246 30H248V28L246 27V24H247V26H248V22H250V21H248V20H250V19H248V17H247V19H246V17H244L245 16V14L246 15H248V12H251V10H247L248 12H245L246 11V8L247 9H250V8H253V5L252 4H254ZM98 3V4H97ZM106 3V4H105ZM116 3V4H115ZM128 3H130L129 4V6H127V5H125V4H128ZM222 3V6H224V8L222 9L223 10V12L225 11V9H226V11H225V13H223V12H221L220 14H219V11H221V9L219 10V8H220V4ZM242 3V4H241ZM246 3H250V5H252L251 7L249 6V4H248V6L250 7V8H248V6L246 5ZM100 4V5H99ZM118 4V5H117ZM121 4H123L122 6H121ZM177 4V3H176ZM183 4V3H182ZM182 4H181V6H182ZM188 4V3H187ZM190 4H188L187 6H190ZM261 4V5H262ZM102 5V6H101ZM106 5V6H105ZM117 5V6H116ZM127 6L126 8H124V9H122V8H120V7H123V6ZM131 5V6H130ZM144 5V6H143ZM149 5V4H148ZM152 5V4H151ZM156 5V4H155ZM159 5V4H158ZM158 5H156V6H158ZM161 5H162V3H161ZM184 5V4H183ZM219 5V6H218ZM238 7H237V6ZM243 5H246V7L245 8H243ZM87 6L89 7L90 6V8L92 9H90V11H93L92 12V14L89 16L90 18H92L94 15H95V12L96 11H98V10H100L99 12L100 13H103V14H100L99 12V14H100V16H95V17H97V19H98V21L96 22V18L94 17V23L93 22H91L92 20H93V18L91 19V21H89L90 20V18H88V19H85V18H87V17H85L84 18V16H88V15H86L87 13L86 12H88L87 10H86V8H87ZM111 6V7H110ZM116 6V7H115ZM152 6H154V5H152ZM162 6H164V5H162ZM167 7L169 6V3L166 5ZM170 6H171V4H170ZM169 6V7H170ZM175 6V5H174ZM178 6H180V5H178ZM186 5H185V7H187ZM221 6V7H222ZM237 8H240V10L239 9H237ZM109 7H110V10H107V9H109ZM113 7V8H112ZM138 7H136L135 8V11H137V8ZM147 7V5L145 6V8L144 9H146L148 12L150 11V9H149V7L148 8H146ZM172 7V6H171ZM219 7V8H218ZM104 8V9H103ZM140 8V9H141ZM151 9L153 8V7H150ZM175 8V7H174ZM189 8V7H188ZM201 8V9H200ZM6 9V10H5ZM18 9H20V10H18ZM39 9H41L42 10V12L43 13H45V14H48V15H52V16H47L46 18H48L47 19V21H46V18H44L45 16H42L43 15V13H40V12H38V10ZM88 10H89V8H87ZM94 9V10H93ZM98 9V10H97ZM101 9L104 11H101ZM139 9V8H138ZM160 9V8H159ZM158 9V10H159ZM232 9H237L239 12L240 11H242V12H240V13H238V14H241V19L238 17L237 18V16H238V14H237V12H236V10H232ZM243 9H244V11H243ZM15 10V12H14V14H13V12L11 13V11H14ZM40 10V11H41ZM86 10V11H85ZM106 10H107V13H108V11L110 12L109 14H106L105 12H106ZM112 10H114L113 12H112ZM158 10H156V8L154 7V15H156L157 14V16H158V18L160 17L161 18V21L164 19V18H166V17H169L170 18V16H169V14L167 13H160V12H162V11H158ZM161 10V9H160ZM172 10H174V9H172ZM229 11V13H227L228 11ZM132 11H133V13H132ZM167 11V10H166ZM178 11V10H177ZM10 12V13H9ZM17 12V13H16ZM21 12V13H20ZM36 13V14H38V15H36V16H34L35 14L34 13ZM55 12H56V14H55ZM121 12L122 11H120V13L118 12V15L119 14H121ZM151 12H152V10H151ZM237 14H235V13ZM245 12V13H244ZM16 13V14H15ZM21 14V17L22 16H24V17H22V20L19 18V15L18 14ZM23 13H24V15H23ZM29 13H31L30 14V16H28L27 14H29ZM41 14V16L39 17V15ZM98 13H96V14H98ZM228 14V15H231L232 17H233V19H232V22L230 21V23H229V20L227 19V17H224V16H226V15H221V14ZM243 13H244V16H243ZM10 15V16H8V15ZM65 15V17H64V19H65V21H62V18L61 19H58V18H60L61 17V15ZM98 14V15H99ZM127 14V12H126V14L124 13L123 14V16H125L124 18H123V16H122V18H120L121 19V21H123L125 18H126V16L128 15ZM131 14V15H130ZM152 14V13H151ZM6 15V16H5ZM15 15H16V17H15ZM26 15V16H25ZM93 15V16H92ZM114 15H117V13L115 14L114 13ZM113 15V16H114ZM163 15V16H162ZM197 15V16H196ZM219 15V16H218ZM250 16H251V13L249 14ZM248 15V16H249ZM18 16V17H17ZM33 16V17H32ZM112 16V17H113ZM121 16V15H120ZM149 16H151V15H149ZM195 16L197 17V18H199V19H197V18H195ZM217 16H218V18H217ZM220 16H222V18L223 19H219V18H221ZM240 16V15H239ZM242 16L245 18V19H243L242 18ZM26 17V18H25ZM39 17V18H38ZM110 17V19L108 20V18ZM129 17H127L126 18V20L125 21H129L130 20V18ZM134 17V16H133ZM132 17V18H133ZM151 17H153V15L151 16ZM189 17V16H188ZM236 17V18H235ZM252 17V16H251ZM29 18V19H28ZM30 18H31V20H30ZM39 20H38V19ZM66 18H70V20H72V18H75L74 20L76 21V22H74L73 20H72V22H68V20H66ZM80 18V19H79ZM116 17L114 16V19H115ZM139 18V17H138ZM149 18V17H148ZM190 18H188V19H190ZM203 19V21H205V23L201 20V19ZM225 18V19H224ZM235 18V19H234ZM250 18V17H249ZM5 19H6V21H5ZM26 19V21H24ZM36 19H37V21H36ZM45 19V20H44ZM51 19L53 20V22L51 21ZM76 19H79V20H82V21H80V22H78V20H76ZM84 19V20H83ZM118 19V18H117ZM119 19V20H120ZM123 19V20H122ZM128 19V20H127ZM151 19V18H150ZM153 19H155V18H153ZM168 18H166V20H167ZM217 19H218V21H217ZM236 19H237V21H236ZM239 19H240V21H239ZM243 19V20H242ZM252 19V18H251ZM10 20V21H9ZM40 20H43V22L42 21H40ZM85 20H87V21H85ZM116 20V19H115ZM133 20H134V18H133ZM147 20H149V19H147ZM159 20V19H158ZM191 20V19H190ZM199 20H200V22H199ZM227 20H228V22H227ZM235 20V21H234ZM247 22V23H245V21ZM8 21V22H7ZM22 23H20V22ZM28 21V22H27ZM34 21H36V22H34V23H36V26H35V24H33V22ZM38 21H40L39 23H38ZM61 21V22H60ZM89 21V22H88ZM151 21V20H150ZM214 22L213 24H209V23H211V22ZM220 21V22H219ZM221 21L224 23H221ZM225 21V22H224ZM242 21V22H241ZM4 22H6V23H4ZM17 23V25L15 26V25H13V24H15V23ZM25 22V23H24ZM48 22H50L49 24H48ZM55 22L57 23L56 25H54L55 24ZM59 22H60V24H59ZM64 22H67V24H65L66 26L69 24V25H72L73 27H71V26H69L68 25V27L67 28H65V30H67L68 32L66 33V31H65V34H67V35H65V34H63L62 33V31L64 32V30H62L63 28H62V26H65L64 25ZM158 22V21H157ZM167 22V21H166ZM216 22V23H215ZM234 22H236V24L234 23ZM256 22V21H255ZM10 23V24H9ZM18 23H20V25H21V28H20V25L18 24ZM23 23H24V25H23ZM28 23V24H27ZM40 23H42V24H40ZM46 23H47V25H46ZM84 25H83V24ZM89 23V24H88ZM91 23V24H90ZM149 23H151V22H149ZM148 23V24H149ZM200 23H201V25L203 26V28H202V26H200ZM207 23V24H206ZM227 25H226V24ZM244 23V24H243ZM2 24H4V25H2ZM6 24L8 25V26H6ZM75 24V25H74ZM78 24H82L83 26H84V31L87 29L89 32H88V35H86V36H84L83 34H82V32H83V30H82V28H83V26H81L80 27V25H78ZM98 24H96V25H98ZM189 24H191V25H189ZM194 26H196L195 28H194V30H193V25ZM198 24V25H197ZM218 24H221V25H218ZM240 24H242V25H240ZM19 25V26H18ZM28 25H30L29 27H28ZM32 25H34V26H32ZM45 25V26H44ZM58 25V26H57ZM61 25V27L60 28H57V27H59ZM78 25V26H77ZM89 25L90 26H92V28L89 30ZM108 25V24H107ZM151 25V24H150ZM206 25V26H205ZM213 25V26H212ZM215 25H217V26H221L220 28L218 27H216ZM228 25H229V28H228ZM231 25V26H230ZM244 25V26H243ZM3 26H6V27H4L3 28ZM11 27V29H10V27ZM24 27V29H23V27ZM53 26V27H52ZM152 26H154V25H152ZM152 26H150V27H152ZM165 26H166V24H165ZM198 26V27H197ZM212 26V29L210 28V27ZM215 26V27H214ZM222 26H224V27H222ZM226 26V27H225ZM241 26V27H240ZM14 27H16V29L14 28ZM46 31H44L42 28ZM52 28V30L54 29V32H56L57 30H59L60 31V33H59V35L60 36H62L63 37V39L64 38H67L68 40H70V41H72L71 43H70V41H68L67 39H64V40H62L61 41V37L60 36H58L57 35V33L59 32V31H57V33H55L56 34V36L57 37H59V39H57V37L55 36V34H54V32L53 31H50L49 30V28ZM75 27V28H74ZM80 27V29H78ZM87 27V28H86ZM157 27V26H156ZM207 27V28H206ZM209 27V28H208ZM244 27H246V30H245V28ZM19 28V29H18ZM48 28V29H47ZM57 28V29H56ZM70 28H68V29H70ZM95 28H93V29H95ZM155 28V27H154ZM153 28V29H154ZM165 28H167V27H165ZM196 28H198V29H200V30H195ZM214 28H215V30H214ZM232 28H234V26L232 27ZM239 28V29H238ZM6 31H4V30ZM7 29H8V31H7ZM15 29V30H14ZM28 29V30H27ZM29 29H31V30H29ZM33 29V30H32ZM36 29V30H35ZM40 29V30H39ZM41 29L43 30L42 32H41ZM121 29V28H120ZM159 29V28H158ZM190 29V28H189ZM203 29V30H202ZM223 29V30H222ZM238 29V30H237ZM9 30H10V32H9ZM19 30V32L21 31V32H23V33H21V34H23L24 36H25V38H24V36H22V38H21V40H25L24 42L22 41V44H20L21 43V41H19L20 39H18V36L19 35H16L17 37H14V36H12L13 35V33L14 34H17L16 32ZM39 30V31H38ZM155 30L156 31H158L156 28H155ZM154 30V31H155ZM160 30V29H159ZM162 30V29H161ZM164 30V29H163ZM5 33H9L8 35L7 34H5ZM24 31L26 32V33H24ZM29 31H34V32H29ZM38 31V32H37ZM48 31H50V33L48 32ZM91 31H92V33H91ZM94 31V32H93ZM109 31V32H108ZM119 31V30H118ZM155 31V32H156ZM194 31H195V33H194ZM197 31V32H196ZM2 32V33H1ZM12 32V33H11ZM18 32V33H19ZM35 32H37V33H35ZM48 32V33H47ZM87 32V31H86ZM100 32V31H99ZM111 32V33H110ZM193 34H192V33ZM221 32H220V34H221ZM38 33H40V34H38ZM44 35H43V34ZM84 33V32H83ZM90 33H91V35H90ZM103 33V32H102ZM153 33V30L151 29V31H150V34H152ZM157 33H159V31L157 32ZM157 33H154V34H157ZM191 33V34H190ZM223 33H222V35H223ZM10 34H12V35H10ZM26 34V35H25ZM30 34H31V36H30ZM42 34V35H41ZM47 34H50V35H48L47 36ZM51 34H52V39H51ZM85 34V33H84ZM87 34V33H86ZM164 34V33H163ZM163 34H161L160 36H162ZM204 34H207L206 32H204ZM203 34V35H204ZM237 34V33H236ZM33 35V36H32ZM74 35V34H73ZM76 35V34H75ZM209 35V34H208ZM208 35H205V36H203V37H201L202 36V34H201V36H200V39H202L203 41L205 40L206 41V39H207V37H212L213 38V35L211 36H208ZM225 36H226V34H224ZM27 36H29V37H27ZM39 36V37H38ZM44 36V37H43ZM46 36V37H45ZM64 36H66V37H64ZM84 36V37H83ZM108 36V37H107ZM158 36V35H157ZM176 36H178V35H176ZM199 36H198V38H199ZM227 36V37H228ZM235 36V38L233 39V40H235V39H237L238 37H240V36H238L237 37V35H233V37ZM11 37H14V39L13 38H11ZM27 37V38H26ZM32 37V38H31ZM48 37H50L49 39H51L53 42V44H51V45H53V46H55V44H57V47L55 46V49L53 48V50H52V48H49L50 46V43H51V40H46ZM78 37V36H77ZM89 37H91V39H89ZM103 37H105L104 39H106L107 40V42L104 40V39H102ZM107 37V38H106ZM153 38L154 36H153V34L149 37V38ZM164 37V36H163ZM204 37H206V39L204 38ZM16 38H17V40H16ZM29 38H31V40L29 39ZM54 38V39H53ZM55 38H56V40L58 41H56L55 40ZM89 39V41H88V39ZM97 38H99L98 40H97ZM157 38H160L159 36L157 37ZM170 38V37H169ZM176 38V37H175ZM175 38H174V40H173V45H174V42H175ZM185 38V37H184ZM192 38V39H191ZM198 38H196V36H195V38H194V40H193V42L195 41V39L197 40ZM221 38V37H220ZM223 38H224V36H223ZM223 38H221V41H219L218 43L219 44H222V42H223ZM16 40V42L15 41H13V40ZM28 39V40H27ZM35 39H38V41L36 40L35 41ZM79 39V38H78ZM78 39L76 38V42L78 43V44H76L77 46L78 45H80V41H78ZM102 39V40H101ZM177 39V38H176ZM178 39H181V37L179 36L178 37ZM182 39H183V37H182ZM199 39V40H200ZM34 41V43L36 44H34L33 43V41ZM40 40H42V41H40ZM54 40H55V43H54ZM60 40V41H59ZM81 40V39H80ZM104 40V41H103ZM151 40V39H150ZM149 39L147 40L146 39V42L147 41H150ZM161 40V39H160ZM171 40V39H170ZM201 40V41H202ZM214 40V41H213ZM213 40H211V41H213L212 43V45L210 44L211 42H206V43H204V45H201V46H205L206 47V44H210L212 47H213V45L216 43V41H215V38L213 39ZM220 40V39H219ZM224 40H226V37H225V39ZM17 41H19L18 42V46L16 45V43H17ZM26 41L28 42L27 44H26ZM30 41V42H29ZM47 41V42H46ZM48 41H50V43H48ZM81 41V42H82ZM94 41V42H93ZM102 41H103V43H102ZM152 41V40H151ZM154 41L156 42V40H155V37H154ZM178 41V40H177ZM181 41V40H180ZM184 41V40H183ZM185 41H188V38H187V40L185 39ZM227 41H228V38H227ZM13 42H15V45H14V43ZM42 42H44V43H42ZM84 42V41H83ZM93 44H92V43ZM96 42H98V43H96ZM105 42V43H104ZM157 42H158V40H157ZM179 42V41H178ZM197 41H195L194 43H196ZM215 42V43H214ZM23 43H24V45H23ZM42 43V44H41ZM46 43V44H45ZM108 43V44H107ZM149 43L150 42H148L146 45L148 46L149 45ZM154 43V42H153ZM170 43H172V42H170ZM176 43V42H175ZM182 43H184V42H182ZM189 42H186L185 44H183L182 45V47H181V49H184V47L183 46H185V45H191V43H189ZM218 43H216L217 45H218ZM225 43H227V42H225ZM7 44V45H6ZM11 44H13V46L14 47H12V45ZM26 44V45H25ZM29 44H32V45H30V47H29ZM48 44V45H47ZM121 44V43H120ZM151 44V43H150ZM193 44V43H192ZM196 44H199V46H200V43H199V41H198V43H196ZM195 44V45H196ZM201 44H203V42H201ZM223 44H224V42H223ZM5 45V46H4ZM33 45H35V46H37V48H35ZM82 45H83V43H82ZM173 45H172V47H173ZM217 45H215L216 46V48L217 49H215L216 51H220V48H222V51H225L226 52V48H225V46L224 47H222V45H218V46H220V47H218ZM26 46H28V47H26ZM47 46H49V47H47ZM75 46V45H74ZM73 46V47H74ZM174 46H176V45H174ZM207 46H209V45H207ZM211 46H209V48L208 47H206V48H204L205 50H206V52L205 53H209L210 52V50L211 51H213L214 49L213 48H211L210 49V47ZM12 47V48H11ZM15 47H19L21 50H23L24 49V47H26V48H28V50H27V54L25 53V51H26V49H24V52L23 51H21L20 49V51L21 52H18L17 50H16V48ZM41 47V48H40ZM45 47H47V48H45ZM52 47V46H51ZM61 47V49L62 48H66V46L65 45H63V46H60ZM69 47V46H68ZM67 47V48H68ZM79 47V46H78ZM78 47H76L77 49H79ZM84 47H85V45H84ZM108 47V48H107ZM122 47V46H121ZM125 47V46H124ZM179 44H178V47H176V49H179ZM186 47V46H185ZM190 47V49L191 48H194V46L192 47V45L191 46H189ZM189 47L187 48V50H189ZM2 48V49H1ZM10 48V49H9ZM59 48V47H58ZM70 48V47H69ZM76 48L75 49H71V51L73 50H76ZM87 49V51H88V48L89 47H86ZM174 48V47H173ZM197 48V47H196ZM196 48H194V49H192L193 50V53H194V51H195V49ZM207 48H208V50H207ZM223 48H225L224 50H223ZM12 49H15L14 50V52H12L13 50ZM43 49H48L47 51H43ZM50 49L52 50V51H50ZM60 49V48H59ZM91 49V48H90ZM90 49H89V51H90ZM109 49H111V50H109ZM119 49H121V48H119ZM132 49V48H131ZM197 49H200V48H197ZM3 50V51H2ZM7 50H9V52L7 51ZM31 50H32V52H31ZM40 50V51H39ZM85 50V49H84ZM123 50V49H122ZM186 50V51H187ZM201 50H202V53L200 52V50L198 51V54L200 53V54H203V49H202V47H201ZM214 50V51H215ZM36 51V54H34L33 52H35ZM42 51V52H41ZM80 51H81V47H80ZM124 51V50H123ZM216 51H215V53L213 54V53H211L212 54V56H214V58H217V57H215L216 55L215 54H223V52L221 51V52H218V53H216ZM23 52V53H22ZM44 52V53H43ZM78 52V51H77ZM76 52V53H77ZM81 52H83V51H81ZM93 51H91L90 53H92ZM113 52H116V50L114 49V51ZM112 52V53H113ZM196 53H197V51H195ZM235 52H236V54H234V55H237V56H234L235 58H237V57H240L242 54H240L241 52H239L238 50L236 51L235 50ZM5 55H4V54ZM35 55V56H33V54ZM39 53V55H41ZM59 53H57V54H59ZM72 53V52H71ZM80 53V52H79ZM97 53H98V51H97ZM189 53H191L190 51H189ZM203 54V57H207L208 56V54ZM10 54V55H9ZM29 54V55H28ZM50 54V55H49ZM48 55H47V57L48 56H51V53H49ZM56 54V55H57ZM82 54H84V53H82ZM82 54H80V55H82ZM114 54V56H115V53H113ZM118 54V53H117ZM192 54V53H191ZM210 54V55H211ZM239 54V55H238ZM7 55L8 56H10V58L9 57H7ZM31 55V56H30ZM79 55V54H78ZM193 55V54H192ZM191 55V57H193L192 59H195L196 58V60H200V59H198L197 57H194V55H196L195 53H194V55L192 56ZM4 56H6L7 57V59L6 58H4ZM46 56V55H45ZM61 56H63V57H61ZM66 56V57H65ZM75 56V55H74ZM221 55H219L218 57H220ZM28 57V58H27ZM31 57H33L32 59H31ZM35 57H37V58H40L41 59V61H42V63L43 64H41V61L40 62H38V64L35 62L36 60H34V59H36ZM59 57L60 58H62L61 60L59 59ZM68 57V58H67ZM126 57V56H125ZM124 57V58H125ZM129 57V56H128ZM210 57V56H209ZM54 58H57V59H55L54 61L56 62L55 64H53L54 63V61H53V59ZM3 59V60H2ZM4 59H5V61H4ZM25 59V60H24ZM30 59V60H29ZM39 59V60H40ZM48 59H49V57H48ZM68 59V60H67ZM192 59H189L191 62H192V64H190V62L188 63V61H187V63H185V65L186 64H190V66L191 65H199L200 64V61L198 62V63H196V64H193V60ZM210 59H211V57H210ZM7 60V61H6ZM31 60H32V62H31ZM38 60V59H37ZM65 60H67L66 62H65ZM72 60V61H71ZM26 62L25 64H23L24 62ZM30 61V62H29ZM46 61V60H45ZM53 61V62H52ZM195 61V60H194ZM35 64H34V63ZM186 62V61H185ZM28 63H30V65L32 66V67H30V65H29V68H28ZM47 63V64H46ZM51 63H52V65H51ZM63 63V64H62ZM153 63V62H152ZM151 63V64H152ZM21 64H23L22 66H21ZM46 65V66H41V65ZM58 64V65H57ZM64 64L65 65H67V66H64ZM39 65V66H38ZM62 67H61V66ZM73 65V64H72ZM153 65H154V63H153ZM153 65H151V67H150V70H151V68H152V66ZM201 65V64H200ZM149 66V65H148ZM155 66V65H154ZM194 66V67H195ZM35 67V68H34ZM42 67V68H41ZM54 67V68H53ZM56 67V68H55ZM184 67V66H183ZM191 67H193V66H191ZM199 67V66H198ZM197 67V68H198ZM231 67V66H230ZM19 68H24L23 70L22 69H19ZM28 70H27V69ZM59 68V69H58ZM70 68H71V66H70ZM69 68V69H70ZM154 69H155V67H153ZM188 68H190V67H188ZM187 67H186V70L188 69ZM196 68V67H195ZM229 68V67H228ZM228 68H226V69H228ZM231 68H232V71H231ZM230 69H228V70H230L229 72L230 73H232L233 72V70L237 73V70L235 69V67H233V65H232V67H231ZM30 69V70H29ZM41 69V70H40ZM51 69H53V71L51 70ZM61 69V70H60ZM148 69V70H147ZM147 69H145V70H147L148 72H150V70H149V68H147ZM153 69V70H154ZM183 69V68H182ZM199 70L201 69L202 70V68L200 67V68H198ZM203 69L204 70H206V69H208L207 70V72H210L211 70H214L213 68L211 69V68H207L206 67V69L204 68V66H203ZM20 70L21 71H23V73L22 72H20ZM42 70L43 71H46V77H43V79L41 80V81H39L38 80V82L35 80V78H36V76H37V74H40L41 72H42ZM63 70V71H62ZM189 70V69H188ZM190 70H191V68H190ZM193 70H195L194 68H193ZM193 70H192V73H194L193 72ZM197 70V69H196ZM228 70L225 72V73H227L228 72ZM29 71H30V73H29ZM33 71V72H32ZM37 71V73H35ZM39 71H41L40 73H39ZM53 73H52V72ZM156 71H158V70H156ZM182 72H183V70H181ZM215 71V70H214ZM213 71V72H214ZM243 71H245V70H243ZM28 72V73H27ZM47 72H48V74H47ZM188 72H190V71H188ZM187 71H186V74L188 73ZM197 73H198V70L196 71ZM219 71H215V76H217L216 75V73H218ZM224 72H221V73H224ZM241 72V70L238 72V75L237 74H235V75H233L232 74V78H231V74H230V76L228 77L227 75H226V77L227 78H230V79H226L225 77H224V74H221L220 72H219V74H218V76L220 75V76H223L224 77V79L225 80H221L220 79V76H219V78H217L216 80H218V79H220L221 80V82H222V84L221 83H217V85H215L216 83L214 82H212V81H214L215 79H213V80H211L209 77L211 76H209L208 77V79L210 80V82L211 83H213V85H215L214 87H219V89L218 90H220V88L223 90L224 89V86L227 88V86H226V84L228 85V87L230 86V83H236V77H237V80H238V78H239V73ZM27 73V75H25V74ZM32 73H34V74H32ZM150 73H152V72H150ZM191 73V74H192ZM203 73V72H202ZM234 73V72H233ZM245 72H242V73H240V78H242L241 76V74H243V76L245 75L244 74ZM32 76H31V75ZM69 74V75H68ZM156 75V73L154 72L153 73V75ZM179 74H180V72H179ZM183 74H184V72H183ZM228 74V73H227ZM71 75V76H70ZM151 75V74H150ZM181 75V74H180ZM193 75V74H192ZM194 75H196V76H198L197 74H194ZM194 75H193V77H194ZM213 75V74H212ZM29 78H28V77ZM182 77H181V79L182 80H184V78L186 77L187 78V76H190L191 78H192V76L191 75H185V76H183V75H181ZM195 76V77H196ZM235 76V77H234ZM47 77H48V79H47ZM153 77V76H152ZM152 77H151V79H152ZM213 77H214V75H213ZM45 78V79H44ZM185 78V79H186ZM199 78V77H198ZM211 78H212V76H211ZM215 78V77H214ZM33 79V80H32ZM67 79V80H66ZM153 79H155V81H152V82H155L154 84L152 83V82H148L149 83V87H150V85L152 84V85H154L155 86V84H156V77L154 78L153 77ZM189 79V78H188ZM188 79H186V81H188ZM35 80V81H34ZM71 80H72V82H71ZM197 80H199V79H197V77H196V79H193V81H197ZM208 80V81H209ZM215 80V81H216ZM226 80H228V81H226ZM241 80V79H240ZM33 83L32 85L34 86V88H37V87H40V85H41V87L42 88H40V89H33V87H32V85H31V83ZM33 81V82H32ZM68 81V82H67ZM185 80H184V82L183 83H186V84H190L189 82H190V79H189V82L187 83ZM193 81H192V79H191V85L193 84L194 86H191V87H193V89H195V91H196V89H197V86H198V83H200L202 80L200 79V81H198V83H196V85L197 86H195V83H193ZM206 81V80H205ZM204 81V82H205ZM225 81V82H224ZM230 81V83L228 84V82ZM35 82V83H34ZM41 82V83H40ZM71 82V83H70ZM158 82V81H157ZM210 82H209V85L210 86H212L211 84H210ZM217 82H219V81H217ZM239 82H241V81H239ZM151 83V84H150ZM202 83V82H201ZM200 83V84H201ZM208 83V82H207ZM51 85V87H50V85ZM67 84V85H66ZM182 84V83H181ZM185 84V85H186ZM199 84V87H198V89L197 90H199L200 89V87H201V85ZM203 84H205V83H203ZM30 85H31V87H30ZM49 85V86H48ZM134 85V84H133ZM148 85V84H147ZM158 84H156V86H157ZM188 85L186 86V88L185 89H188L189 87H188ZM209 85H207V87H210ZM232 85V84H231ZM28 86V87H27ZM69 86V87H68ZM155 86V87H156ZM220 86H222V87H220ZM29 87H30V89H29ZM65 87V88H64ZM148 87V86H147ZM155 87H153L152 89H150L148 92L150 93V94H152V93H154V91H155V89H157V88H155ZM183 87H181V91L183 92V90H182V88ZM190 87V88H191ZM194 87H196V88H194ZM203 87V86H202ZM32 88V89H31ZM50 88V89H49ZM175 88V90H176V87H173V89ZM225 88V89H226ZM154 89V91H152V92H150L151 90H153ZM210 89H212V87L210 88ZM214 89V88H213ZM25 90H26V92H25ZM32 90V91H31ZM34 90V91H33ZM37 90H39V92L37 91ZM42 90V91H41ZM48 90V91H47ZM55 90V93L53 92ZM68 90H70V91H67ZM214 90H217V89H214ZM214 90H213V95L214 96H217L218 97V94L219 93H215L214 92ZM37 91V92H36ZM124 91H126V89L124 90ZM128 91V93L130 92V90H127ZM126 91V92H127ZM185 91H193L192 89H189V90H185ZM53 92V93H52ZM65 92V93H64ZM66 92H67V96H66ZM121 92H123V90H121ZM121 92H120V94H121ZM38 93V94H37ZM41 93H43V94H41ZM125 93V92H124ZM123 93V94H124ZM142 93V92H141ZM140 93V94H141ZM183 93H186V92H183ZM226 93L225 92V90H223L222 91V93L220 92V94H222V95H224V94ZM35 94H36V96H35ZM54 94L56 95V96H54ZM120 94L119 95H116V96H118V97H116V99L117 98H119L120 97ZM122 94V97H121V100H122V98H124V101H130L129 100V98L131 99V97H133V96H131V95H127V97H128V99L127 100H125V97H124V95L126 94H124L123 95ZM139 94V95H140ZM199 93H198V91H197V95H198ZM217 94V95H216ZM249 95H250V93H248ZM42 95V96H41ZM200 95H202V94H200ZM221 95V96H222ZM113 96H115V95H113ZM135 96V95H134ZM220 96V97H221ZM251 96V95H250ZM249 96V97H250ZM65 97V98H64ZM216 97V98H217ZM219 97V98H220ZM223 97V96H222ZM113 98V97H112ZM44 99V100H43ZM93 99H94V96H93ZM92 99V101H89V105L92 107V105L94 104L95 105V107H92V110H94L95 112H98V115L100 114V115H102L101 113H103L102 111L105 109V107H106V111L108 112V113H110L111 115H113V114H120L121 112V115L122 114H125L123 111H117V110H114V112L115 113H111L112 111H113V109L115 108V107H117L118 106V103L117 102H115V104H114V101H116V100H113V99H111V97L109 98V97H107L106 99H111V100H113V104L114 105H116L117 104V106H114V107H111V109L109 108V111H108V107H110V106H112L111 105V103H110V105L109 106H105V105H107L109 102L106 100H103V99H105V97L101 100H99L98 101V98L95 96V100L97 99V103L96 102H94L95 100H93ZM120 100V99H119ZM237 100V98H233V101H232V103H234L235 101ZM53 101V102H52ZM62 101V102H61ZM123 101V102H124ZM61 102V103H60ZM77 102V101H76ZM94 102V103H93ZM98 102H99V105H97L98 104ZM103 102V103H102ZM105 102V103H104ZM106 102H108L107 104H106ZM110 102H112V101H110ZM58 103V104H57ZM83 103V102H82ZM128 103V102H127ZM127 103H125V104H127ZM61 104V106H59ZM84 104V103H83ZM101 104V105H100ZM120 104H121V102H120ZM76 105H81V101L79 102V104H77L76 103ZM123 105V104H122ZM82 106V105H81ZM96 106H97V111H96V109H93V108H96ZM80 107V106H79ZM103 109H102V108ZM119 107V106H118ZM124 107V106H123ZM98 108H99V111H98ZM111 110V111H110ZM118 110H122L121 109V107H119L118 108ZM123 110H125V108H123ZM61 111V112H60ZM62 111H64V113H62ZM126 112H127V108H126V110H125ZM183 111H184V113H186V110L185 109H183ZM106 112V113H107ZM54 113V114H53ZM91 113H92V111H91ZM91 113H90V115H91ZM105 113V114H106ZM226 115H225V114ZM60 114V115H59ZM63 114H65V115H63ZM109 114V115H110ZM224 114V115H223ZM230 115V113H229V111L227 110V111H224L221 115L222 116H228V115ZM68 115V116H67ZM71 115H74V117L73 116H71ZM77 115V116H76ZM110 115V116H111ZM220 115V117H222ZM58 116V117H57ZM61 116V117H60ZM65 117V120H64V118L63 117ZM87 116L88 117H90L89 119H87ZM119 117H120V115H118ZM157 116H158V114H157ZM68 117H70V118H68V119H71V117H73L71 120L73 121V122H75V123H73V122H71V120L69 121L67 118ZM86 117V118H85ZM113 117H115L114 115H113ZM220 117H218V118H220ZM61 120H60V119ZM76 118H79L78 119V122H77V119H76V121H75V119ZM80 118H84V120L83 119H81L80 120ZM115 118H117V117H115ZM218 118H216V119H218ZM57 119L58 120H60V121H58V123H57ZM74 119V120H73ZM172 120H174V118L173 117H169V121H172ZM66 121H67V123H66ZM80 121V122H79ZM168 121V122H169ZM216 122H221L220 121V119H218V120H215ZM69 122V123H68ZM71 122V123H70ZM56 123H57V125H56ZM150 122H147V124H149ZM170 123V122H169ZM219 123H217L215 126H217V125H220ZM67 124H69V125H72V127L70 126H68ZM76 124H78V125H76ZM146 124V125H147ZM215 124V123H214ZM55 126V127H54ZM214 126V127H215ZM69 127V128H68ZM113 127V128H112ZM111 128H112V130H111V128L109 129V131L108 130H106L105 128H104V130L102 129V134H101V136L102 135H104L103 137H100V143L101 144H103L102 146H103V148L101 147V150H100V156H102V158H104V161H105V159H106V161L105 162H108V161H110V158L112 159V163H111V167H112V164L114 163V158H113V156H115L116 155V153H117V151L119 150V155H120V153H121V147L119 148L118 147V140H121V137L120 136H118V132L116 131V128H117V126L115 127V126H112ZM115 127V128H114ZM5 129H6V133H5ZM60 131V132H62V133H64V135H62L61 137H58L57 139L56 138H54V142H53V140H51V139H46L47 140V143L45 142L46 140L44 139L43 140V138L44 137H47V136H49V135H52L51 133L52 132H54V131ZM68 129V130H67ZM71 129H70V131H71ZM253 130H255V128L253 129ZM253 130H252V132H253ZM56 131V132H57ZM68 131V132H67ZM113 131H115L116 133L114 134V132ZM107 132V133H106ZM112 132H113V135H112ZM69 136H68V135ZM107 134V136L105 137V135ZM110 134V135H109ZM117 134V135H116ZM6 135V136H5ZM117 136V137H116ZM29 137V138H28ZM117 139H116V138ZM120 137V138H119ZM106 138V139H105ZM109 138V139H108ZM210 139L212 138V136H210L209 137ZM30 139V140H29ZM56 139V140H55ZM72 139H74V143L72 144L71 142H70V140H72ZM102 139H103V141H102ZM44 141V143H43V141ZM51 140V141H50ZM113 140V141H112ZM117 140V144L115 143V141ZM39 141H40V143H39ZM5 142H7V144L5 143ZM14 142V143H13ZM71 144H70V143ZM73 142V141H72ZM85 142H87V141H85ZM112 142L114 143V144H112ZM12 143V144H11ZM35 143H36V145L37 144H39V146L37 145V147L39 148H37L36 147V145H35ZM43 143V146L42 145H40V144H42ZM69 143V144H68ZM4 144H6V145H4ZM15 144V145H14ZM34 144V148L32 147V145ZM46 144V145H45ZM86 144V145H85ZM101 144H100V146H101ZM112 144V145H111ZM115 144H116V146L117 147H115ZM7 145H11V147H12V149L10 148L9 150L10 151H7L8 150V146ZM14 145V146H13ZM74 145V146H73ZM111 145V146H110ZM6 146V147H5ZM29 146V147H28ZM114 147V149H112V148H110V147ZM42 147H44V148H42ZM46 147L48 148V149H46ZM50 147V148H49ZM66 147V148H65ZM74 147V148H73ZM2 148V149H1ZM7 150H6V149ZM30 148H32V149H30ZM70 148H71V151H72V148H73V151H72V153H76V154H72L71 152H70ZM77 150H76V149ZM82 148V149H81ZM109 148V149H108ZM116 148H117V151H116ZM119 148V149H118ZM36 149L37 150H39L38 152L36 151ZM45 149V150H44ZM74 149L76 150V151H74ZM78 149H80L79 151H78ZM32 150V151H31ZM82 150H84V152H82ZM108 150V151H107ZM109 150H112L111 152L109 151ZM115 151V152H114ZM7 152H9V153H7ZM36 152V153H35ZM108 153V155L106 156V158H105V156H104V154L105 153ZM5 153H7L9 156H7V154L5 155ZM31 153H33V154H31ZM79 153H80V155H79ZM106 153V154H107ZM114 154L113 156L111 155H109V154ZM2 155V157H4ZM33 155H34V157H33ZM40 155V156H39ZM75 155L77 156V157H75ZM82 155V156H81ZM117 155H118V153H117ZM0 156H1V154H0ZM30 156H32V157H30ZM36 156V157H35ZM64 156V157H63ZM73 156V157H72ZM87 156V155H86ZM67 157V159H64V158H66ZM108 157H110V158H108ZM117 157H120V156H117ZM32 160H31V159ZM60 158V159H59ZM61 158H63V159H61ZM79 158H81V161L83 162V164H81V162H80V160H78L77 162H76V160L77 159H79ZM86 158V157H85ZM87 158H90L89 156H87ZM0 159L1 160H3V158H1L0 157ZM27 159V160H26ZM29 159V160H28ZM33 159H35L34 160V164H32L33 163ZM117 159V158H116ZM120 159H121V157H120ZM26 160V161H25ZM30 160H31V162H30ZM58 160H59V162H58ZM90 160V159H89ZM108 160V161H107ZM118 160H119V158H118ZM208 160H210V159H208ZM207 160V161H208ZM3 162V163H2ZM26 162H28L27 164H26ZM61 163V164H58V163ZM75 162V163H74ZM111 162V161H110ZM213 161H210V162H206V161H202V162H200V164L199 163H197L196 164V167H197V169L199 168V170L201 169L202 171H206L208 168H209V166L211 165V163H212ZM260 163H262L263 162V160H260L259 161ZM24 163V164H23ZM33 166H31V165ZM68 164H72L71 166L70 165H68ZM26 165H27V167H26ZM29 165L32 167V168H30L31 170H28L29 169ZM68 165V166H67ZM114 165H115V163H114ZM113 165V166H114ZM116 165H117V163H116ZM258 165V164H257ZM26 168H25V167ZM81 166V167H80ZM110 166V165H109ZM23 167V169H25L27 172H25V170H23V169H21ZM77 167H76V169H77ZM110 167V168H111ZM242 167V168H241ZM248 167V166H247ZM28 168V169H27ZM236 168V167H235ZM233 169V170H231L232 172H229V174H226L228 177H230V176H232V174H238V175H240V173H241V171L242 172H248V173H250V175H251V177H255V178H259V181H260V186H259V189H263L264 190V169L262 170V171H260V170H257V169H247L246 167H243V166H239V167H237L236 169ZM245 168V169H244ZM62 169H65V172H63V170ZM73 170L75 169L74 167L72 168ZM76 169L74 170V171H76ZM69 170H71V169H69ZM72 170V172H74ZM86 170V169H85ZM21 171L23 172L22 173V175L24 174L25 176H26V179H25V176H23V177H21L20 176V174H21ZM31 171V173H29ZM65 173L64 175H63V173ZM70 173H71V171H69ZM69 172H68V174H69ZM81 172V171H80ZM240 172V173H239ZM30 174V177L29 176H27V174ZM82 173V172H81ZM28 174V175H29ZM31 174H32V177H31ZM83 174V173H82ZM131 174V173H130ZM33 175H34V178L35 177H37V178H35V179H38L37 180V182L39 181V183H38V185H37V183H35L34 181H36L34 178H33ZM60 175H62L61 177H60ZM113 175V174H112ZM70 176V177H71ZM227 176H223V177H227ZM241 176V175H240ZM20 177L22 178L21 180H23L24 179V182L25 183H22L21 182V180H20ZM27 177H29V180L31 179V178H33L32 179V183L31 184H33V185H31L30 184V182L31 181H29V182H27V184H26V180H27ZM68 177H69V175H68ZM69 177V178H70ZM113 177H115V176H113ZM138 178V177H137ZM60 179V180H59ZM73 179V178H72ZM66 180H67V177H66ZM71 180V179H70ZM109 180H112L111 178H110V176H109ZM129 180H131V184H132V182H133V180L131 179V178H129ZM136 180V179H135ZM134 180V181H135ZM139 180V179H138ZM28 181V180H27ZM60 181V182H59ZM63 181V180H62ZM99 181V180H98ZM108 181V180H107ZM114 181V180H113ZM112 181V182H113ZM35 184H34V183ZM58 182V183H57ZM77 182V181H76ZM90 182V181H89ZM91 182H92V180H91ZM110 182V181H109ZM108 182V183H109ZM112 182H110L111 184H110V187H111V185L113 184ZM137 182V181H136ZM20 183L21 184H24V185H20ZM66 183V182H65ZM64 183V184H65ZM67 183H68V180H67ZM69 183H70V181H69ZM68 183V184H69ZM72 183H74V182H72ZM80 183V180H79V182L77 183V185ZM92 183H94V185L96 184V181L95 182H92ZM107 183V184H108ZM115 183V182H114ZM134 183V182H133ZM137 183H140V182H137ZM136 183V184H137ZM41 184H44L43 186L41 185ZM63 184V185H64ZM68 184H66V185H68ZM76 184V183H75ZM87 184V186L86 187H88V185H89V183H86ZM135 184V183H134ZM208 184V183H207ZM206 183H205V185H206V187L208 186ZM28 185V188H26V186ZM53 185H55V187L53 186ZM74 185V184H73ZM77 185H74L75 187L74 188H76V186ZM81 184H79V186H80ZM99 185V184H98ZM204 185V186H205ZM33 186V187H32ZM46 187V189L48 188L47 186H49V188H51L52 186H53V188H55V189H52L55 193L53 194V193H51V194H53V195H50V192L52 191L51 189V191L50 190H48L47 189V191H44V190H46L45 188H43V187ZM60 186H62L61 184H60ZM83 186H85V184H83ZM82 185L80 186V187H82V189L84 188ZM90 186V185H89ZM92 187H93V184L91 185ZM96 186H97V184H96ZM95 186V187H96ZM113 186V185H112ZM123 186H125V185H123ZM122 186V187H123ZM139 187H141V185H138ZM198 186H201V187H199V189L200 188H202V183H200ZM23 187H25V188H23ZM38 187H41V188H38ZM99 187V186H98ZM109 187V186H108ZM109 187V188H110ZM113 187H115V186H113ZM129 187V186H128ZM128 187H123V188H128ZM136 187V186H135ZM17 188V189H16ZM29 188H31L30 190H29ZM38 188V189H37ZM63 188H64V186H63ZM63 188H62V190H63ZM78 188V187H77ZM77 188H76V190H77ZM97 188V187H96ZM100 188V190L99 191H101V188L102 187H99ZM105 187H103L102 189H104ZM108 188V189H109ZM119 188H120V186H119ZM119 188H118V190L115 188L114 190H112V191H119ZM143 187H141V189H142ZM205 188V187H204ZM44 189V190H43ZM81 189V190H82ZM87 188H85V189H83L84 191L86 190ZM98 189V188H97ZM97 189L96 190H90V191H92V192H94L95 191V193L97 192ZM113 189V188H112ZM121 189L122 188H120V191H121ZM131 189V188H130ZM130 189H127V191L126 192H128V190H130ZM134 189H137V187L136 188H134ZM140 191V194H136V190H134L133 192L137 195H134V196H131L132 194H130V196L131 197H133V199H131L130 200V203H126V204H128L127 205V207H129V208H127L126 209V206H125V209L124 210H126V211H124V212H122V213H126V212H129L128 213V217L130 218V219H128V218H126L125 217V214H123V217H120L121 218V223L119 224L120 226V235L116 238V243H117V246H118V249H119V253H125V254H127V255H129L128 257H130V254H131V257H133L134 256V254H133V252H131L132 250H136L134 253H136V254H138V256H139V260H147V261H150L151 262V264H230V262H231V264H233L236 260H237V262H239V264H248V257H246L244 254H243V256H241L240 254H239V257L237 256V255H233V256H231L230 254V252H232L231 250H232V248L237 244V242H240V241H243V240H246V234H245V232L244 231H242L243 229L241 228V227H239V226H237L238 224L237 223H232L231 224V222H233V221H236L235 220V218L238 216H242V211H245L246 213H248V212H251V211H255L256 209H258L259 207L258 206H256L257 204L259 205V202L258 201H256L255 203H254V200L252 199V197L250 196V195H243V194H245V193H243V192H246V191H241L242 192V195H243V197L242 198H240L239 199V197L237 198L236 196V199L234 198V200H233V202H235V203H232V201H230V202H228V201H224V200H221V201H217V203L215 204V206H214V209L211 211V213L209 214V215H206L205 214V216L201 219V220H199V221H197V222H191V223H189V225H190V227H191V230L193 231L192 232V234L191 235H187L186 234V232H182V231H179V230H177V228H173L174 230H176L182 237H183V240L182 241H174V240H169V239H166V240H163V241H165V242H163L161 245H160V241H159V244H157L158 243V241L156 242V245H158V246H156L155 245V241L154 240H148V241H151V242H149L148 244H149V246L150 247H152V249L149 247V250H147V251H141V250H138V249H135L134 248V244L136 243V245H138L139 243H140V241L142 242V239H139L140 241H139V243L137 242V239H138V237L140 236L141 237V234H140V230H141V227L142 226H144V225H146L145 223H144V218L143 219H139V218H133L134 217V213L135 212H137L138 211V209L140 208L141 209V206H143L142 204H143V202L142 201H144L145 199H143V198H146V195L148 194V189H150V187L146 190V191H141V189L140 188H138ZM26 190V191H25ZM61 190V189H60ZM59 191L57 194L60 196V194H61V196H60V199L63 197V196H65V195H62V193L61 192H63V191ZM74 190V189H73ZM72 190V191H73ZM79 190L80 189H78V192H79ZM80 190V191H81ZM88 189H87V191H89ZM205 190L207 191L208 190V188H205ZM5 191V192H4ZM8 191V192H9ZM12 191H10V192H12ZM37 191V192H36ZM44 192V194H43V192L42 193H40V192ZM52 191V192H53ZM75 191V190H74ZM73 191V192H74ZM116 191L114 192V193H116ZM123 191V190H122ZM136 191V192H135ZM200 191H202V190H200ZM13 192H12V194H13ZM28 192V193H27ZM91 192V193H92ZM124 192V191H123ZM132 192V191H131ZM145 192V194H146V192H147V194L145 195V194H143ZM160 191H158L157 193H159ZM203 193H204V191H202ZM201 192V193H202ZM26 193V194H25ZM37 193V194H36ZM64 193V192H63ZM72 193V192H71ZM95 193H92L93 195L95 194ZM98 193H100V192H98ZM122 193V192H121ZM138 193V192H137ZM206 193V192H205ZM0 194V195H1ZM12 194H8V193H5V196H3V195H1V200L2 199H4V200H2L3 202L6 200L4 197H6V195H12ZM34 194V193H33ZM65 194V193H64ZM74 194H75V192H74ZM76 194H77V192H76ZM76 194H75V196H76ZM79 194H80V192H79ZM82 195L83 194H85V193H81ZM86 194H88L89 195V192L87 193L86 192ZM128 194V196H129V193H127ZM25 195H26V199H25ZM39 195H42V196H39ZM96 195H98V194H95V196ZM158 195V194H157ZM157 195L155 194L154 195V199L155 198H157ZM205 195V194H204ZM3 196V197H2ZM33 196V195H32ZM52 196V197H51ZM54 196H56V198H54ZM58 196V197H59ZM74 196V195H73ZM78 196V195H77ZM81 196V195H80ZM89 196H91V195H89ZM201 196V195H200ZM250 196V197H249ZM66 197V196H65ZM65 197L64 198H62V199H65ZM83 197H85L84 195H83ZM82 197V198H83ZM88 197V196H87ZM87 197H85V198H83V199H86ZM197 197V196H196ZM203 197V196H202ZM205 197V196H204ZM9 198V197H8ZM45 198V197H44ZM81 198V199H82ZM89 198V197H88ZM127 198V197H126ZM130 198V197H129ZM199 198L200 197H198L196 200H199ZM46 199V198H45ZM59 199V198H58ZM73 199H74V197H73ZM75 199H76V197H75ZM78 199H80V197L78 196ZM91 199V197L88 199V200H90ZM201 199V198H200ZM203 199V198H202ZM201 199V200H202ZM243 199V200H242ZM52 200V201H51ZM70 200V199H69ZM77 200V199H76ZM92 200H94V199H92ZM95 200H96V198H95ZM124 200H125V197H124ZM127 200V199H126ZM195 200V202L197 203V201ZM242 200V201H241ZM9 201H11L10 203H9ZM29 201V202H28ZM31 201V202H30ZM36 201V200H35ZM41 201H43V198H42V200ZM86 201V200H85ZM134 202V204H132L133 202ZM140 201V203H138ZM1 202V201H0ZM7 202V201H6ZM26 202V201H25ZM59 202V201H58ZM73 202V201H72ZM98 202V201H97ZM124 202V201H123ZM129 202V201H128ZM194 202V203H195ZM200 202V201H199ZM2 203V202H1ZM0 203V204H1ZM22 203V204H21ZM33 203V202H32ZM31 203V204H32ZM37 203L35 202L34 204H32L33 206H35V204L37 205ZM45 202H42V203H40V205L41 204H44ZM76 203V202H75ZM92 203V202H91ZM120 203H121V201H120ZM142 203V204H141ZM245 203H247V204H251V208H248L247 206H245ZM59 204V203H58ZM89 203H88V201H86V205H88ZM94 204V203H93ZM99 204V203H98ZM136 204V205H135ZM138 204V205H137ZM141 204V206L139 207V205ZM246 204V205H247ZM37 205V206H38ZM39 205V206H40ZM130 205V206H129ZM134 205V207H132V206ZM153 205H155L154 203L152 204V206L151 207H153L154 208V206ZM33 206H31V210L32 211H34L33 212V215H32V219H31V217H28L29 218V220H28V218L25 220L26 222H28L27 224L28 225H30V224H33V225H35V223H33V218H34V220H36V222L40 219H42V217L43 218H46V216L44 215V214H47V216H49L50 215V217H51V220L49 219V217H47L48 218V220H50V221H47L48 223H49V225L50 226H48L50 229H51V231H52V229H54V232H55V225H53V223H54V218H53V215H54V213L55 212H51V211H53V210H49L50 212H48V210H45V211H43L44 213L43 214H35L37 211H40L41 210V207H40V209H39V206L37 207H34L33 208ZM93 206V205H92ZM99 206V205H98ZM17 207V208H16ZM19 207V208H18ZM58 208L60 207V206H57ZM63 207V206H62ZM70 207V206H69ZM89 207V206H88ZM87 207V208H88ZM94 207H96L95 205H94ZM132 207V208H131ZM139 207V208H138ZM156 207L157 208H160V207H158L157 205H156ZM155 207V208H156ZM254 207H256L255 209H254ZM30 208V207H29ZM38 208V209H37ZM57 208V209H58ZM96 208H98V207H96ZM154 208V209H155ZM10 209V210H9ZM15 211H14V210ZM18 211H17V210ZM23 208L21 207V210H22ZM34 209V210H33ZM59 209H62V208H59ZM99 209V208H98ZM129 209V210H128ZM130 209H131V211L132 210H134L135 211V209H137L134 213L133 212H131L130 211ZM139 209V210H140ZM238 209V210H237ZM11 210H12V212H11ZM94 210H96V209H94L93 208V211ZM157 210V209H156ZM241 210V211H240ZM25 211V210H24ZM47 211V213H45ZM56 211V210H55ZM64 211V210H63ZM62 211V212H63ZM158 211V210H157ZM178 211V210H177ZM11 212V213H10ZM21 212H23V211H21ZM59 212V211H58ZM90 212H92L91 210H90ZM98 211H95L94 213L92 212V215L94 216L95 214H98L97 213ZM163 212V211H162ZM174 212L176 213V211H173V214H174ZM237 212H239V213H237ZM245 212H243V213H245ZM48 213H50V214H48ZM53 213V214H52ZM57 213V212H56ZM55 213V214H56ZM64 213V212H63ZM71 213V212H70ZM100 213V212H99ZM132 213L134 214V215H132ZM169 213V212H168ZM14 214V213H13ZM34 214H35V216H34ZM127 214V213H126ZM165 214V213H164ZM167 214V213H166ZM172 214V213H171ZM177 214H183V213H181L180 211H178L177 212ZM236 214H237V216H236ZM241 214V215H240ZM40 215V218L38 219V217L37 216H39ZM56 215H58V214H56ZM99 215V214H98ZM98 215L96 216L95 215V217L97 218L98 217ZM122 215V214H121ZM130 215H132L131 217H130ZM159 215H160V217H162L163 216V213H159ZM169 215V214H168ZM42 216V217H41ZM45 216V217H44ZM55 216V215H54ZM18 217H19V219H21L22 218V216H20V214L18 213ZM36 217V218H35ZM56 217V216H55ZM124 217H125V220H124ZM233 217V218H232ZM257 217V218H256ZM53 218V219H52ZM231 218H232V220H231ZM255 219H257V221L258 222H264V214H263V216H255L254 217ZM127 219V220H126ZM152 220V219H151ZM25 221H24V224H25ZM32 223H31V222ZM45 221V222H46ZM153 221V220H152ZM35 222V221H34ZM52 222V223H51ZM124 224H123V223ZM229 222V223H228ZM47 223V224H48ZM56 223H57V221H56ZM24 224L22 225V227H24ZM27 224H25V226H27ZM46 224V225H47ZM122 224H123V226H122ZM234 224V225H233ZM36 225H37V223H36ZM35 225V226H36ZM75 225V224H74ZM32 226V225H31ZM30 227V226H29ZM47 227V228H48ZM72 227H74V226H72ZM27 228V227H26ZM26 228L24 229V228H22V230H21V227H20V230L21 231H23L24 232V230H26ZM107 229L106 230H108V227H106ZM143 228V227H142ZM144 228H145V226H144ZM49 229V230H50ZM105 230V231H106ZM20 231V232H21ZM28 230H26V232H27ZM103 231H104V229H103ZM23 232H21V234L23 233ZM26 232H24V233H26ZM152 241H154V242H152ZM175 242V243H174ZM138 243V244H137ZM155 246H154V245ZM153 245V246H152ZM131 252V253H130ZM130 253V254H129ZM133 254V255H132ZM241 256V257H240ZM248 256V255H247ZM239 259V258H241L240 259V261L237 259V258ZM242 257H243V259H242ZM248 258V259H247ZM234 260V261H233ZM242 260V261H241ZM247 261V262H246ZM237 262H236V264H237ZM264 263V262H263Z\"/></svg>",
	"mask_w": 264,
	"mask_h": 264
},
{
	"label": "snow or ice",
	"instance_id": "6c2138e0",
	"mask_svg": "<svg viewBox=\"0 0 264 264\" xmlns=\"http://www.w3.org/2000/svg\"><path fill=\"white\" fill-rule=\"evenodd\" d=\"M8 71V69H5L3 67H0V74L4 73ZM2 75H0V79H2ZM0 88H3V85L0 84ZM162 179V176L160 174H156L153 177H151L148 181H146L143 185L142 191H146L150 184L152 183V181L155 180H159ZM256 178L255 177H249V176H232L230 179H225L221 182L218 183L217 185V193L220 195H227L230 194L231 192H233L236 182L237 181H254ZM160 221V217L159 215H157L154 219V221H151L152 223H158ZM261 226H264V222H262ZM164 237L167 239H171V240H175V241H182L183 237L180 235H177L175 232L172 231H168L167 228L165 227L164 229V233H163ZM35 245L38 246V241L33 242Z\"/></svg>",
	"mask_w": 264,
	"mask_h": 264
}]
</instances>
